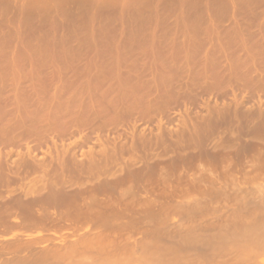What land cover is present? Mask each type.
<instances>
[{
	"label": "bare ground",
	"instance_id": "1",
	"mask_svg": "<svg viewBox=\"0 0 264 264\" xmlns=\"http://www.w3.org/2000/svg\"><path fill=\"white\" fill-rule=\"evenodd\" d=\"M2 1V0H1ZM41 1V0H40ZM44 1V0H43ZM79 1V0H78ZM86 1V0H85ZM84 1V2H85ZM102 1H105L106 2V0H102ZM110 2H114L113 0L111 1V0H109ZM116 1V0H115ZM120 1L121 0H119L118 1V3H120ZM131 2V0H128V2H126V0L125 1H123L124 3H125V6L127 5L128 6V4ZM134 1V0H133ZM132 1V2H133ZM138 1H140V3H142L141 2V0H137V2ZM144 1V0H143ZM146 2L145 3H147L148 4V2H147V0H145ZM148 1H150V0H148ZM153 1V0H152ZM152 1H150L151 2V4L153 3L154 4V2H152ZM164 1V0H163ZM172 1V0H171ZM184 1V0H183ZM182 1V2H183ZM186 1L187 0H185V4H181L182 6L184 5V6H187L186 5ZM192 0H190L189 2H191ZM199 1H201V0H199ZM212 1H214V0H212ZM212 1H210V2H212ZM217 1V0H216ZM215 1V2H216ZM222 1H225V2H227L226 0H222ZM221 1V2H222ZM241 0H239V2H240ZM37 2H38V0H37ZM70 2V1H69ZM75 2V1H74ZM83 1H81V3H82ZM92 2H93V4L92 5H95V2L96 1H93L92 0ZM92 2H90L89 1V3L91 4ZM117 2V1H116ZM122 2V1H121ZM136 2V3H137ZM150 2H149V5H151L150 4ZM177 3L178 2V4H176L178 7L179 6H181L180 5V3H181V1H180V3H179V1H174V2H171L172 4H174V3ZM220 2V3H221ZM244 0H242V4L240 3V6L239 7H241L242 8V10H244V8H245V6L248 8V3L250 2L251 3V1L249 0H245V2L247 3V4H245V5H243L244 3ZM257 2H259V1H257ZM256 2V3H257ZM53 3H55V2H53ZM72 3V2H71ZM78 3V2H77ZM80 3V4H81ZM86 3V2H85ZM88 3V4H89ZM106 3H109V2H106ZM115 3V2H114ZM127 3V4H126ZM140 3H137V5L136 6H134L135 5V2H134V4L132 3H130V5L134 8H136L135 9V11H137V7H138V5L140 4ZM160 3V2H159ZM164 3H169V2H164ZM170 3V4H171ZM184 3V2H183ZM193 3V2H192ZM192 3H189V4H192ZM217 3L218 4H220L218 1H217ZM229 5L231 4V3H229V2H227ZM227 3H221V4H223V5H225L226 4V6H225V8L228 6V4ZM249 3V4H250ZM3 4V3H2ZM5 5H3V7L2 8H7L8 9V7L7 6H9L10 5V1H9V3L6 5V3H4ZM47 4V3H46ZM78 5L77 4V6L79 7V6H81V5ZM90 4L87 6L86 4L84 5L85 7H86V9H87V7H88V10H86V9H84L85 11H86V15H89L88 13L90 12L91 13V11H92V9L91 8H93L92 6H91V8H90ZM109 4H112V3H109ZM121 4L122 3H120V7L119 6H117V4L115 5V8H121L122 6H124V4L121 6ZM144 3H142V5L141 6H144L143 5ZM163 4V3H162ZM194 4V3H193ZM198 4V3H197ZM200 4V3H199ZM214 6L216 5V7H217V4L215 3H212ZM211 3H210V5L211 6H213ZM258 4V3H257ZM57 5V4H56ZM59 6H60V4H58ZM58 5H57V7H58ZM62 5V4H61ZM69 5V4H68ZM114 4H112V6H113ZM194 5H196V4H194ZM239 5V4H238ZM251 5V4H250ZM5 6V7H4ZM25 6V5H24ZM49 6H50V4H49ZM54 6V5H53ZM83 6V5H82ZM96 6V5H95ZM101 6L102 5H100L99 7L101 8ZM117 6V7H116ZM140 6V5H139ZM148 6V5H147ZM152 6V5H151ZM160 6H161V4H160ZM163 6V5H162ZM162 6H161V8H162ZM168 6V5H167ZM166 5L164 6V7H167ZM171 6V5H170ZM169 6V7H170ZM176 6V7H177ZM205 6V5H204ZM253 7H254V5H252ZM251 6V7H252ZM257 6V5H256ZM260 6L261 5H259V8H260ZM10 7V6H9ZM27 7H30V5H28ZM32 7V6H31ZM30 7V8H31ZM34 7V6H33ZM38 6H35V9L37 8ZM40 7V6H39ZM61 7H63V6H61ZM84 7V8H85ZM97 8H98V6H96ZM129 7L130 6H128V7H126L127 9H129ZM146 6H144V7H140V10H138V11H140V12H138V13H140L141 14V12H143L146 8H145ZM173 7H175V6H173ZM188 7H190V5H188ZM187 7V8H188ZM193 6H191L190 8H192ZM195 7H197V6H195ZM207 7V6H206ZM214 8V9H210L211 11L212 10H215V9H217V10H215V11H212L214 14H213V16L215 15L216 16V14L219 12V11H226V12H224L225 14H227V12H228V9L231 7H227V9H225L224 7V10H222L221 8L219 9V8ZM218 7H222V5L221 6H219L218 5ZM24 8V7H23ZM26 8V7H25ZM46 8V7H45ZM50 8H51V6H50ZM89 8L91 9V11L89 10ZM131 8V7H130ZM148 9V11H150V8L149 7H147ZM152 8H153V6H152ZM185 8V10H187V8L186 7H184ZM232 8V7H231ZM230 8V9H231ZM7 9H3L4 11H7ZM10 10H9V12H11V8H9ZM28 9V8H27ZM44 9V8H43ZM47 9H49V8H47ZM65 9V8H64ZM71 9H73V8H71ZM96 9V8H95ZM102 9V8H101ZM107 9V8H106ZM122 9H123V7H122ZM127 9H124V11H126ZM174 9V8H173ZM172 9V10H173ZM193 9V8H192ZM218 9H219V11H218ZM254 9V8H253ZM256 9V8H255ZM2 10V11H3ZM15 10V9H14ZM24 10H26V9H24ZM29 11H30V9H28ZM34 10V9H33ZM39 10H40V8H39ZM50 10V9H49ZM79 12H80V10H82V12L84 13V10L82 9V7H81V9H80V7H79V9H77ZM94 10V9H93ZM97 10V9H96ZM100 10V9H99ZM102 10H104V9H102ZM110 10V9H109ZM109 10H107V11H109ZM116 10V9H115ZM118 10H120V9H118ZM117 10V11H118ZM131 10H132V8H131ZM143 10V11H142ZM158 10V9H157ZM171 10V9H170ZM175 11L176 10H178V8L176 9H174ZM183 10V9H182ZM181 10V11H182ZM195 11H196V9H194ZM206 10V9H205ZM241 10V11H242ZM246 10V9H245ZM248 10H249V8H248ZM27 11V10H26ZM35 11V10H34ZM41 11V10H40ZM98 11V10H97ZM101 11V10H100ZM99 11V12H100ZM123 13H124V11L123 10H121ZM134 11V10H133ZM132 11V13H134ZM162 11V13H163V8L161 9V10H159V12H161ZM166 11V10H165ZM179 11H180V8H179ZM184 11V10H183ZM182 11V12H183ZM191 11V10H190ZM204 11V10H203ZM207 11V10H206ZM247 11V10H246ZM245 11V12H246ZM264 11V10H263ZM16 12H17V10H16ZM42 12H43V10H42ZM45 12V11H44ZM47 12V11H46ZM50 12V11H49ZM51 12H53L52 10H51ZM63 12H65V11H63ZM75 12V11H74ZM82 12H80L81 14L79 15V13H76V14H73V15H75V16H78V17H82L83 15H82ZM88 12V13H87ZM98 12V13H99ZM105 12V11H104ZM115 12V11H114ZM127 12V11H126ZM153 12H154V10H153ZM153 12H149V13H152V14H154ZM155 12H157V11H155ZM171 11H168V13H170ZM185 12H187V11H185ZM189 12V11H188ZM216 12V13H215ZM232 12V11H231ZM230 12V13H231ZM238 12H239V9H238ZM242 12H244V11H242ZM241 12V13H242ZM244 12V13H245ZM255 12H257V11H255ZM254 12V13H255ZM260 12V11H259ZM24 13V14H23ZM27 13H29V12H27ZM38 13V12H37ZM36 13V14H37ZM92 13H94V12H92ZM96 13V12H95ZM122 13V14H123ZM145 14H144V17H145V15L146 16H148L150 19H151V17H153L152 19V21H154V17L155 16H158V15H152V14H150V15H152V16H149L147 13L148 12H144ZM165 13V12H164ZM167 13V14H168ZM172 13V12H171ZM179 13V12H178ZM177 13V14H178ZM193 13V12H192ZM195 13V12H194ZM200 13H202V11L200 12ZM211 13V12H210ZM224 13H222V12H220V14H223V15H225ZM247 13V12H246ZM262 13V12H261ZM261 13H260V15H261ZM22 14L24 15V17H25V12L23 11L22 12ZM36 14H34L35 16H36ZM64 14V13H63ZM65 14H67V13H65ZM70 14V13H69ZM78 14V15H77ZM106 14V13H105ZM110 14H112V13H110ZM109 14V15H110ZM122 14L121 15H119L120 17V20H121V16H122ZM140 14L138 15L137 14V12H136V16H135V18L137 17V19L135 20V19H133L132 20V18L130 19V20H132V21H135V22H133L134 24H139L138 26H140L142 29H145V31H146V33L147 32H149L150 33V31L151 30H154L155 28H157V27H155L154 29H151V27L155 24V23H157V21H155L152 25L149 23V22H147L146 23V21L148 20V21H150V19L147 17V20L145 19V18H143V17H140L139 19H145L146 21H144V24H146V25H144V24H142V25H144V26H146V28L144 27H142V25H141V23L143 22H141V20H139L140 22H138L137 23V20H138V16H140ZM143 14V13H142ZM161 14V13H160ZM166 14V13H165ZM187 14V13H186ZM185 14V15H186ZM203 14H206L207 15V12H203ZM202 14V15H203ZM212 14V13H211ZM219 14V13H218ZM220 14H219V16H220ZM252 13H250V15H251ZM257 14V13H256ZM264 14V13H263ZM18 16L20 15V14H17ZM60 15V14H59ZM62 15V14H61ZM60 15V16H61ZM72 14H71V16H73ZM93 15V14H92ZM95 15V14H94ZM99 14H97V16H98ZM108 15V12H107V16H109ZM116 15H118V12H116V14L115 15H111L110 17H113V19H111L112 21H110V22H114V21H116V20H114V18H115V16ZM131 15H133V14H130L129 16H131ZM138 15V16H137ZM172 14H168V16L170 17ZM176 14H174L173 16H175ZM189 15H191V14H189ZM189 15H186V17L185 18H188V16ZM192 15H194V14H192ZM237 15L239 16V14L237 13ZM242 15V14H241ZM240 15V17H244V15L243 16H241ZM246 15V14H245ZM248 15V14H247ZM246 15V16H247ZM8 16V15H7ZM6 16V17H7ZM30 16V15H29ZM75 16H73V20L72 21H77V20H75L76 19V17ZM85 16V15H84ZM101 16H102V14H101ZM105 16V15H104ZM104 16H102L103 18H104ZM128 16V17H129ZM142 16V15H141ZM165 16V15H164ZM200 16H201V14H200ZM215 16H214V18H215ZM218 16V17H219ZM226 16V15H225ZM237 16V17H238ZM254 16V15H253ZM258 16V14L256 15V16H254V17H257ZM64 17H67V16H64L63 15V18ZM80 17V18H81ZM86 17V16H85ZM106 17V16H105ZM117 17V16H116ZM124 17H125V15H124ZM126 17H127V14H126ZM125 17V18H126ZM158 17H160V15L158 16ZM161 17H162V15H161ZM161 17H160V20H161ZM196 17V16H195ZM204 17H205V15H204ZM221 17V16H220ZM224 17V16H223ZM229 18H230V16H228ZM248 17V16H247ZM11 18V17H10ZM9 18V19H10ZM13 18V17H12ZM14 18H16V17H14ZM18 18V17H17ZM27 18V17H26ZM62 18V17H61ZM69 18V16L67 17V19ZM71 18V17H70ZM119 18H115V19H119ZM123 19L124 20V22H126L127 21V19H129V18H127V19ZM134 18V17H133ZM157 18V17H156ZM163 18V17H162ZM165 18V17H164ZM163 18V20H165ZM174 18V17H173ZM181 17L179 16V18L178 19H180ZM190 18V17H189ZM206 18H208V16H206L204 19H206ZM229 18H227V19H229ZM239 18V17H238ZM246 18V17H245ZM248 18H252V16H249ZM22 19H23V17H22ZM25 19V18H24ZM30 19H33L32 17L30 18ZM83 19V18H82ZM86 19H87V17H86ZM99 19V18H98ZM158 19V18H157ZM171 19V18H170ZM196 19V18H195ZM194 19V20H195ZM200 19H203V16H202V18H200ZM200 19H198V21L200 22ZM222 19V18H221ZM220 19V20H221ZM255 19V18H254ZM12 20V19H11ZM15 20V19H14ZM27 21L29 20V18H27L26 19ZM35 20V19H34ZM34 20H33V22H34ZM41 20H43V19H41ZM71 20V19H70ZM85 20V19H84ZM88 20V19H87ZM87 20H86V22H87ZM94 20H95V18H94ZM93 20V21H94ZM102 20V19H101ZM105 20H106V18H105ZM114 20V21H113ZM162 20V21H163ZM167 20H169V18L167 19ZM176 20V19H175ZM187 21L189 20V19H186ZM190 20H192V18L190 19ZM193 20V21H194ZM216 20H217V18H216ZM231 20V19H230ZM16 21H18V20H16ZM27 21H25L26 23H31L32 21H30L29 20V22H27ZM45 21H47V20H45ZM44 20H43V22H45ZM65 21V20H64ZM63 21V22H64ZM68 21H69V19H68ZM79 21V20H78ZM96 21V23H97V19L95 20ZM103 21V20H102ZM118 21V20H117ZM152 21H151V23H152ZM162 21H160V29H159V31H158V29H157V31H158V35L157 36H153V37H150L151 36V33L150 34H146L145 33V31L144 30H142V31H144V33L146 34V35H148V38H147V36L145 35V34H143L142 33V31H140L141 30V28L140 27H138V29H137V27H135L136 25H134V27H133V29H134V31H133V29L131 30V33L132 34H134L133 36L134 37H131L132 35H131V33L129 32V38L126 36L127 34H125V37L127 38V40H122L120 43H122V42H125V44L123 43V47H125L126 49H127V51H124V52H128V55H130V56H132V57H135V58H133V60L132 59H129V61L128 60H120V59H124L125 58V56H126V54L123 52V55L122 54H120L123 50H126V49H121L122 51H118V52H120L118 55L120 56H123L122 58L121 57H119V58H117L116 56V54L115 53H113L112 52V49L114 50V48L115 47H113L114 46V43L112 42V41H110V45H112L111 47H110V45L108 44L107 46L108 47H106V45H101L100 46V44H102L103 43V40L105 41V39H103L101 42H99L100 44H98L99 46H100V48H102L103 46L105 47V49L104 48H102V49H104L105 50V52L103 51V50H101L100 48H98V49H100L99 51H100V54L99 55H101V52H104V53H102V55H107V56H109L110 54L112 55H110L109 57H110V60L111 61H109V59H108V61L110 62V63H108L107 61H105V57H107V56H105V57H103V56H100V58H99V63H100V61L101 62H103V64H101V65H105L103 68L100 66V67H98V68H100V69H98L97 67H96V69H98V72L96 73V74H93V72H91V71H95V70H89L87 67H89V66H85V65H83L84 67H83V71L80 69L81 68V66H80V68H76L77 66L75 65V64H77L78 65V63H76V62H78V61H74L75 62V64H73L74 62L73 61H71V63H72V66H76L75 68L77 69V71H79V72H76V69H74L72 66H71V63H68L67 61H64L63 63H65L66 64V62L68 63V65H70L73 69H69L68 68V65H66L65 67L69 70V71H67V73L69 72V74H67L66 73V70L67 69H64L65 67H63V69L65 70L64 72H61L60 73V71L58 72L59 73V75L57 74V71H56V73H54V74H57V76L56 77H54L55 79H53V81H51V79H50V81H47V83H45L44 81H43V83L42 84H35V85H37L38 86V88L39 89H41V91L43 90L42 88H49L50 87V89L51 88H54L56 91V94H51L52 95V97H51V99H53L54 100V103H55V105L53 104V103H51L50 101H49V103L48 102H46L47 100H45V103L48 105H46L45 103H43L44 101H43V98H46V97H43V96H45L44 95V93L42 92H39V90H37V88H35V86L34 85H31V86H34V90H33V88H31L32 90H33V93L35 94V95H33L34 97L35 96H38V98L40 99V97L42 96V101H41V99L40 100H38V98L36 97V99L38 100L37 102H36V99L34 98V97H32L31 95H32V90L31 89H29V88H26V90L27 89H29V90H25V88H24V92H22L24 95H22V97H24V96H26L29 92L31 93V95H30V93L26 96V97H24V99H23V103H26L27 101H28V103H27V105L28 106H30V104H31V108H32V106H34L33 107V109L34 110H32L30 113H29V111H27L28 112V116H26L27 115V113H26V111L25 110H27L28 108L25 106V105H23L24 106V108L26 107V109L23 111V112H25L26 114H24L23 112L21 113V112H19V114H21L22 115V117H26L25 119H23L22 118V122H20L19 123V119H18V121L17 120H15V122L17 121V123H18V125H20V126H16V125H14V124H12L11 123V121L10 122H8V121H4V119L5 118H3V120H1V123H11L12 125H5V126H2L3 128H0V146L3 144L4 146H3V148L5 149V150H7V148H8V150L10 149V147H12V150L15 148V149H19L18 147H20L21 146V144H18L19 142L20 143H22L21 141H25V142H27V141H29V140H31L30 138L31 137H33V140L36 138L37 139V142L38 143H41L40 141H41V139H42V141L44 142V141H46V138L45 137H43V135L44 136H49L50 137V135H51V132H56L57 133V135H55V134H53V136H54V139L53 140H55V137L57 138V136H58V138H57V141H59L60 139L61 140H63V138L66 140V138L68 139V137L67 136H69L68 134H70L71 133V131H70V128L72 129L73 127L74 128H79V132L81 133V129L83 130L84 129V131L83 132H85V129H86V127L88 126V128L86 129V130H88V129H90V128H92V129H90V130H88L89 132H91V131H93L94 130V134H95V132L97 131H99V130H97L98 128L100 129V131L101 132H103L104 130H106L107 128L109 129V127L111 128V127H113L111 130H109V132L110 131H112V133L114 132H116L115 130L116 129H114V125H116V124H118L120 121H121V119L123 118L122 117V114H124V115H126L127 117L126 118H128V115H129V118L128 119H126L125 117H124V119H126L125 120V122L128 120V122H129V119L131 118H133L134 116H132L133 115V113H134V111H133V109L135 110L136 109V111H137V109H142V107H144L143 109H144V112H143V109L141 110V111H137L138 112V119L140 118L139 116H143V117H146V120H144V119H140L143 123H146L147 122V120L149 119V117L151 118V116H153L154 118H155V115L158 113V112H155L154 110H155V108H152V107H154V105L155 104H157L159 101H163L164 100V102L162 103V104H164L165 103V106H164V108H166V105H167V101H166V96H167V94L168 93H170L169 91H168V93H167V91H166V95H163L162 93H163V89H166V88H163V86H165V85H162V87H161V85H160V87L161 88H163V89H161L160 87H158L159 86V84L157 85V84H153V80L151 79V78H154V74H159V73H157L158 71H161L160 73H163L164 71H165V69L164 68H161V66H160V68H161V70L159 69L158 71H155V73L153 72L154 71V69H157V67H155L151 72L153 73V77H151V72H150V69H152L153 68V66H151L152 68H149L147 65V63H145L146 61H144V60H146V59H143L142 60V58H143V56H147V57H150V59L152 58V57H154L155 55H160V56H162V59H163V57L164 58H167L168 59V56L170 57V59H168V60H170V64H171V62L173 63V61H176L177 59H179L180 58V61H181V58L183 57H185V58H189V59H187V60H190V57L193 55H196V56H201L202 54L204 55V54H206V53H208L207 55H209V56H211V58L214 56V55H212L214 52L215 53H217V54H215V56H216V58L217 59H219L217 56L219 55L218 53L220 52V50H219V48H215V47H218L217 45H215V43L214 42H212L213 43V45L215 46H213L212 48H214V49H216V51H211V52H213L212 54L210 53V50H208L207 49V47L209 46L208 44H205V43H207V40H208V37H209V35H212V34H209L210 32H212V28H210L209 30H207V27L205 28L207 31H205L203 28H204V26H203V22L201 21L200 22V24H199V22H198V25H195L196 23L194 22V23H184V25L181 23V20H180V24L183 26V29L186 27V25L185 24H188L187 26L188 27H186V28H189L187 31H189V30H191L192 32L191 33H193L192 35H194V37H190V36H192V35H190V33H189V35H188V33H187V37L186 38H181V36H183V34H185V33H183V32H181V34H179V32H180V26H179V28H177V29H179V30H177V29H174V27H173V24H171L172 26H170V24H168V25H166L165 24V21H164V23L162 22ZM196 21V20H195ZM206 21V20H205ZM204 21V22H205ZM217 21H219V20H217ZM226 21V20H225ZM248 21H249V19H248ZM12 23H14L13 21H11ZM25 22H22L21 24H23V28H25L24 26L26 25V23ZM66 22V21H65ZM70 23H73V22H71V21H69ZM80 22H82V21H80ZM84 22V21H83ZM85 22V23H86ZM90 23H91V20L89 21ZM89 22H87V23H89ZM100 22V21H99ZM104 22H106V21H104ZM109 22V21H108ZM121 22V21H120ZM166 22H168V21H166ZM207 22H208V19H207ZM207 22H205L204 23V25L207 23ZM216 22V21H215ZM224 22V21H223ZM244 22L245 21H243V23L241 22V25H239V26H237L236 25V27H230V25H228L229 26V28H227V27H224V25L223 24H225V23H222V22H220V23H222V27L221 26H218L217 24V29H221V33H226V35H223V34H221V35H223V37H224V40H220V38H221V36H219V33H217V35H212L211 37L212 38H215L216 36V38H215V42L217 41L218 43H219V47L221 46V47H226L228 44H226L225 45V42L226 43H229L228 41L230 40V45L233 47V48H237V47H239V46H236L237 45V43H238V45H240L242 42L243 43H245L246 41H248V40H250L251 41V39H253L251 42H255V43H257L256 41L258 40V38L260 39L259 41V45H258V47L256 46V47H249V48H251V49H248V53H244V55L243 56H241V57H243V59H245L244 58V56L246 57L247 55H253V54H256L255 55V57H258V53L256 52V53H254V48H256L255 49V51H258V49L260 50V52L261 53H259V54H263V56H264V50L262 51V46L264 47V43L262 44L261 42H264V25L262 26V27H260V25H256V22H253L254 24V27H259L258 28V30L255 28V30H254V27L251 25L252 24V22H251V24H249V25H246V24H244ZM25 23V24H24ZM29 23V24H30ZM47 23V22H46ZM67 23V22H66ZM107 23V22H106ZM130 23H132V22H130ZM130 23H128L129 25H130ZM151 25H149V24ZM164 24V28L166 27V26H168L169 28H166V30H167V32L168 33H171L170 34V36H172L173 34H174V31L175 30H177V33H176V31H175V33L177 34V35H181V36H178L177 37V35L176 36H172V37H168V33L167 32H165L164 30V28H162V25ZM5 24H6V21H5ZM16 24V23H15ZM41 24V23H40ZM42 24H45V23H42ZM65 24V23H64ZM80 24V28L81 29H83V28H85L86 26H88L89 28L91 27V25H85L84 24V26L85 27H83L82 28V25L83 24H81V23H79ZM78 24V25H79ZM111 24V23H110ZM175 24H176V21H175ZM175 24H174V26H175ZM179 24V25H180ZM209 24V23H208ZM219 24V23H218ZM234 24V23H233ZM17 25V24H16ZM75 26V29L77 30V31H75L74 33H77V34H79V35H77V34H72L71 33V35L70 36H78L77 38L79 39L80 37L79 36H81L80 34H81V29L79 30L77 27V23H73V24H69V26ZM98 25V23L96 24V26ZM105 26V28H103V29H105V31H106V26L108 25V23H107V25H105V23L104 24H102L101 23V26H100V28L102 27V26ZM121 25V24H120ZM133 25V24H132ZM147 25H148V27H147ZM166 25V26H165ZM201 25V26H200ZM214 24H212V26H213ZM216 25H214V26H216ZM219 25H221V24H219ZM256 25V26H255ZM3 26V25H2ZM7 26V25H6ZM13 26V25H12ZM46 26H48V25H46ZM71 26V27H72ZM95 26V27H96ZM103 26V27H104ZM149 26H150V29H149ZM207 26V25H206ZM210 26H211V24H210ZM28 27V26H27ZM71 27H69L71 30H73L74 28H71ZM108 27V29H107V34H109L110 32H108L109 31V25L107 26ZM131 27V26H130ZM173 27V28H172ZM176 27V26H175ZM178 27V26H177ZM203 27V28H202ZM253 27V28H252ZM1 28V27H0ZM42 28V27H41ZM64 28V27H63ZM98 29V30H102V29ZM140 28V29H139ZM161 28L163 29V31H162V33H161ZM214 28V27H213ZM225 28V29H224ZM231 28V29H230ZM7 29V28H6ZM17 29V28H16ZM31 29V28H30ZM38 29V28H37ZM74 29V30H75ZM94 29V28H93ZM120 29V28H119ZM138 30V32L137 33H135L137 30ZM150 30V31H147V30ZM171 31H169V30ZM173 29V30H172ZM4 30H5V28H4ZM36 30V29H35ZM34 30V31H35ZM43 30V29H42ZM84 30V29H83ZM82 30V31H83ZM91 30V29H90ZM89 30V31H90ZM94 30H96V29H94ZM98 30H96L97 32H96V35H100L99 33H98ZM181 30H182V27H181ZM186 30V29H185ZM184 30V31H185ZM202 30H204V32H205V35H203L204 34V32L202 31ZM225 30H227V31H229L228 33L225 31ZM230 30H231V32H230ZM30 31V30H29ZM44 31H45V29H44ZM42 32L41 31V33H45V32ZM52 31V30H51ZM80 33H79V32ZM92 31V30H91ZM104 31V30H103ZM102 31V32H103ZM116 31H118V30H116ZM173 31V32H172ZM186 31V32H187ZM209 31V32H208ZM216 31L217 30H215L214 31V29H213V32H214V34H216ZM223 31V32H222ZM4 32V31H3ZM26 32V31H25ZM73 32V31H72ZM85 32H86V30H85ZM85 32L83 33L84 34V36H86V34H85ZM101 32V33H102ZM125 32V31H124ZM143 34V36L145 37V38H143V36L141 37V33ZM165 32V33H164ZM202 32H203V34H202ZM207 32H208V34H207ZM219 32V31H218ZM12 33H14V31L12 32ZM12 33H9V35H10V37H11V41H14L13 40V37L15 36L14 34H12ZM27 33V32H26ZM30 33V32H29ZM32 33H34L33 31H32ZM31 33V34H32ZM47 33H48V31H47ZM52 33V32H51ZM51 33H50V35H51ZM66 33V32H65ZM88 35H89V32H86ZM91 33V32H90ZM98 33V34H97ZM123 33V32H122ZM155 34H157V32H154ZM160 33H161V35H160ZM6 34V33H5ZM7 34H8V32H7ZM6 34V35H7ZM14 35V36H12V35ZM20 34V33H19ZM36 34V33H35ZM38 34V33H37ZM106 34V33H105ZM105 34H103V36L105 35ZM106 34V35H107ZM111 34V33H110ZM109 34V35H110ZM136 34V35H135ZM137 34H140V35H138L137 36ZM167 35V37H166V35ZM21 35V34H20ZM45 35H46V33H45ZM66 35V34H65ZM91 35L92 36H94V37H96L95 36V33L93 34V32L91 33ZM109 35H107V36H109ZM159 35H160V37H159ZM162 35H163V37H162ZM204 36L205 38H207V39H205L206 40V42L204 41V39H202V36ZM30 36V35H29ZM32 36H34V35H32ZM35 36H37V35H35ZM48 36H49V34H48ZM48 36H46V37H48ZM102 36V34H101V36H100V38H106V36L105 37H103ZM136 36V37H135ZM165 36V37H164ZM185 36V35H184ZM1 37V36H0ZM9 37V36H8ZM10 37H9V39H10ZM40 37H42V39H44L43 38V36H40ZM70 38L69 36H65V38H66V41H67V39L68 38ZM150 37V38H149ZM156 37H158V38H156ZM174 37H177V38H174ZM189 37V38H188ZM211 37H209L210 39H209V41L212 39ZM222 37V38H223ZM30 38V37H29ZM28 38V39H29ZM32 38H34V37H32ZM48 38H50V37H48ZM53 38V37H52ZM73 38V37H72ZM77 38H75L74 37V39H77ZM84 37L83 36H81V39H83ZM90 38H91V36H90ZM97 38L100 40V38H99V36H97L96 37V40H97ZM109 38V39H108ZM108 38H106L108 41L109 40H111L110 38H111V36H109ZM123 38H124V36H123ZM0 39H2V37L0 38ZM3 39H5V38H3ZM14 39H16V38H14ZM21 39H23V38H21ZM35 39H37V37L36 38H34V40ZM41 39V40H42ZM54 39V38H53ZM56 39H58V38H56ZM93 39V38H92ZM119 39V38H118ZM219 39V40H218ZM256 39V40H255ZM25 40V39H24ZM30 40V39H29ZM40 40V42H42L41 44H43V40L41 41ZM62 40V39H61ZM226 40V41H225ZM228 40V41H227ZM231 40H232V42L234 41V40H237V41H234L233 42V45H232V43H231ZM1 41V40H0ZM3 41V40H2ZM25 41H27V40H25ZM25 41H24V43H25ZM37 41V40H36ZM51 42V38H50V40L48 39H45L44 40V42ZM59 41V40H58ZM58 41H55V42H58ZM92 41H94V39L92 40ZM208 41V42H209ZM214 41V40H213ZM220 41H221V43L223 44L224 43V45L222 46V44H220ZM223 41V42H222ZM225 41V42H224ZM239 41H240V43H239ZM6 42V41H5ZM32 42V41H31ZM30 42V43H31ZM45 42V43H46ZM47 42V43H48ZM114 42H117V41H114ZM236 42V44H234ZM253 42V43H254ZM10 40H9V44L6 42V44L9 46L10 45ZM23 43V42H22ZM34 43V42H33ZM38 43V42H37ZM36 43V44H37ZM46 43V44H47ZM63 43V42H62ZM61 43V44H62ZM113 43V44H112ZM210 43V42H209ZM246 43H248V42H246ZM250 43V42H249ZM3 44V43H2ZM26 45H27V43H25ZM51 45V43H48L47 44V46L46 45H44V47L46 46V47H49L50 45ZM54 44V43H53ZM59 44V43H58ZM90 44V43H89ZM262 44V45H261ZM26 45H24L25 47H28V45L26 46ZM30 45H33V46H31V48L32 47H35L34 45L35 44H29V47H30ZM49 45V46H48ZM68 45V44H67ZM88 45V44H87ZM92 45V44H91ZM120 45V47L122 46L121 44H119ZM205 45V46H204ZM206 45H208V46H206ZM229 45V47H231ZM236 47H235V46ZM246 45V44H245ZM244 45V46H245ZM249 45V44H248ZM261 45V46H260ZM1 46V45H0ZM37 46H38V44H37ZM37 46L35 47V49L37 48ZM52 46V45H51ZM51 46L49 47V48H51ZM54 46V45H53ZM52 46V48H58V46H57V43H55V46L56 47H53ZM60 46V45H59ZM83 46V45H82ZM93 47H94V44L92 45ZM91 46V47H92ZM99 46H97V47H99ZM211 46V45H210ZM209 46V47H210ZM244 47L243 46V44L242 45H240V47H239V51L241 50V52L243 53V51H242V47ZM6 47V49H7V46H5ZM28 47V52L29 51H31V50H33L32 51V53H33V55H31V56H34V54H43L44 53V55H46V57L44 56V55H42V57L44 58V59H42L41 57H39V64H41L42 62L40 61V60H42L43 62L45 61V59L46 60H48V62H46V64L48 63V65H49V63L51 62L50 60H51V58H50V56L48 57L47 56V53L48 52H50V50H52V49H49V51H45L46 49H48V48H44L43 47V45H42V49H43V51H45V52H42L41 51V49H40V51H39V48L37 49L38 51L36 52L35 50H34V48H29ZM84 47V49H85V51H87L88 52V50H86V46H83ZM91 47H90V49H91ZM110 47V48H109ZM113 47V48H112ZM117 47H118V44H117ZM119 47V48H120ZM220 47V48H221ZM221 48V51H222V49H225V50H223V52H228V50L230 49L229 47H227V48H229L228 50H226L227 48ZM246 48H248L247 46H245ZM245 47H244V49L243 50H245V52H247L246 50L247 49H245ZM260 47V48H259ZM1 48H2V46H1ZM61 49L63 48V47H60ZM95 48V47H94ZM109 48V49H108ZM119 48L117 49V50H119ZM211 48V49H212ZM241 48V49H240ZM262 48V49H261ZM13 49V48H12ZM18 49V48H17ZM31 49V50H30ZM45 49V50H44ZM59 49V48H58ZM80 49V48H79ZM84 49H83V51H84ZM87 49H89V47H87ZM214 49H212V50H214ZM9 50V52H10V50L11 49H8ZM7 50V51H8ZM57 50V49H56ZM68 50H70V49H68ZM75 50V49H74ZM92 50V49H91ZM109 50H111V51H109ZM208 50V51H207ZM237 50V49H236ZM249 50H251L250 51V53H249ZM253 50V51H252ZM6 51V52H7ZM58 51V50H57ZM76 51V53L74 52H70V51H65L64 53H63V55L62 54H60L59 55V53H58V55H57V53H56V55H54V56H58L57 58H62L61 56H63V58L66 56V57H68V54H69V57L68 58H66V60H72V57H73V60H74V58H76V60H78L77 58H79V56L77 57V55H79V54H77V52H79L78 50H75ZM98 51V52H99ZM115 51V50H114ZM218 51V52H217ZM234 52V54H233V52ZM238 51V50H237ZM0 52H2L4 55H5V53L6 52H4V51H0ZM36 52V53H35ZM40 52V53H39ZM42 52V53H41ZM62 52V51H61ZM68 52H70V53H68ZM94 52H95V50H94ZM108 52V53H107ZM111 52V53H110ZM223 52H220L221 53V55H222V53ZM230 52V51H229ZM229 52H228V55H229ZM259 52V51H258ZM1 53V54H2ZM17 53V52H16ZM21 53V52H20ZM19 53V54H20ZM66 53V54H65ZM68 53V54H67ZM71 53H73V55H76L75 57L71 54ZM80 53H82V52H80ZM106 53V54H105ZM240 53V52H239ZM2 54V57L4 58V55ZM24 54V53H23ZM49 54V53H48ZM51 54H52V52H51ZM64 54H65V56H64ZM84 54V53H83ZM98 54H97V56H98ZM109 54V55H108ZM226 55H227V53H225ZM236 54H237V56L238 57H240V54H238V52L236 53L235 52V50H232L231 49V56L233 55L234 57L236 56ZM25 55V54H24ZM41 55H39V56H41ZM115 55V56H114ZM125 55V56H124ZM150 55V56H149ZM151 55H152V57H151ZM205 56V57H207V59H209L210 60V57L209 56ZM221 55H219V57H222ZM261 55H259V56H261ZM6 56H8L9 57V55H8V52H7V55ZM5 56V57H6ZM22 56V55H21ZM72 56V57H71ZM157 56H155V60L156 59H158V57ZM159 56V57H160ZM166 56V57H165ZM177 56V57H176ZM180 56V57H179ZM199 56V57H200ZM215 56H214V58H215ZM231 56H228V57H231ZM249 56H247V59H248V57ZM262 56V58H264ZM24 57V56H23ZM27 57H29V56H27ZM81 58L83 57L82 56V54H81V56H80ZM101 57L103 58V59H101ZM113 57H114V59H113ZM137 57H138V60H137ZM176 57V60L174 59ZM199 57H194L195 59L197 58L198 59V61L200 60V61H202L201 59H203L204 57H202V58H199ZM240 57V58H241ZM252 57V56H251ZM250 57V58H251ZM19 58V57H18ZM26 58V57H25ZM34 58H36V57H34ZM38 58V57H37ZM52 58H53V56H52ZM56 58V59H57ZM62 58V59H63ZM71 58V59H70ZM117 58V59H116ZM141 58V59H140ZM161 58V57H160ZM182 58V59H183ZM184 58V59H185ZM215 58V63L217 62V59ZM225 58V57H224ZM239 58V59H240ZM252 58H254V55H253V57ZM261 58V59H262ZM0 59H1V57H0ZM14 59H15V57H14ZM16 59H17V57H16ZM23 59V58H22ZM28 59H30V58H28ZM50 59V60H49ZM54 59V58H53ZM95 59H96V57H95ZM154 59V58H153ZM167 59L165 60V61H167ZM173 59V61H171ZM192 59H193V57H192ZM195 59H194V61H195ZM221 59V58H220ZM242 59V58H241ZM246 59V60H247ZM35 60V59H34ZM81 60V59H80ZM87 60V59H86ZM102 60H104V61H102ZM132 60V61H131ZM134 60H136V61H134ZM139 60H140V62L142 61V62H144L143 64L144 65H142V64H140L139 63ZM214 60V59H213ZM212 60V61H213ZM222 61H221V63H223V58L221 59ZM262 60H264V59H262ZM7 61V60H6ZM21 61V60H20ZM29 61V60H28ZM35 61H37L38 62V60H35ZM50 61V62H49ZM61 61H63V60H61ZM60 61V62H61ZM82 61V60H81ZM131 61V62H130ZM162 62L161 61V63L163 64H161L163 67H164V65L167 67V68H169V70H170V67L172 66H169L170 64H169V62L167 61V63L166 62ZM178 61V60H177ZM176 61V62H177ZM220 61V60H219ZM219 61L217 62L218 64H219ZM224 61H226V60H224ZM0 62H1V60H0ZM8 62V61H7ZM17 62V61H16ZM34 62V61H33ZM58 63H59V61H57ZM80 62V61H79ZM92 62V61H91ZM108 64H107V63ZM153 62H155V61H153ZM152 62V63H153ZM175 62V63H176ZM205 61H203V62H201L198 66L194 63V65H196L197 67H199V66H201V67H204V66H202L203 64L202 63H204ZM210 62V61H209ZM29 63V62H28ZM27 63V64H28ZM62 63V62H61ZM98 63V62H97ZM99 63L97 64V66L99 65ZM105 63V64H104ZM125 64V67H123L124 66V64ZM139 63V64H138ZM211 63V62H210ZM8 64V63H7ZM17 64V63H16ZM145 64H146V66H145ZM154 64H156V63H154ZM166 64H169L168 66L166 65ZM177 64V66H178V63H176ZM176 64H174V66H172V67H175V65ZM202 64V65H201ZM217 64V66L216 65H214V64H212L211 63V68L213 67V65H214V68H212V70H214V69H217V67H220L219 68V70L221 69V71H222V67H224V66H221V64H219L218 65ZM4 66H6L5 64H3ZM24 65V64H23ZM42 65H45V63L43 64H41V66ZM47 65V66H48ZM54 65V64H53ZM62 64H60V66H61ZM141 65V66H140ZM153 65V64H152ZM205 65V64H204ZM3 66V67H4ZM40 66V67H41ZM46 66V65H45ZM45 66H42V67H44L45 68ZM46 66V67H47ZM50 66V65H49ZM49 66H48V68H49ZM215 66H216V68H215ZM22 67H24V66H22ZM41 67V68H42ZM78 67H79V65H78ZM146 67H148L149 69L147 70V68ZM185 67V66H184ZM184 67H182L183 69H185V71H187L186 70V68H184ZM210 67H209V70H210ZM5 68V67H4ZM25 68V67H24ZM40 68V69H41ZM61 68V67H60ZM85 68H87V69H85ZM90 68V67H89ZM0 69H3V68H0ZM5 69H7V68H5ZM78 69H80V70H78ZM84 69H85V72H84ZM195 69L196 68H194L193 70H194V72H196L195 71ZM203 69H205V67L203 68ZM202 69V70H203ZM208 68H206L205 70L206 71H208L207 70ZM226 69H228V68H225L224 67V70H225V74H226V72L227 71H229V70H227L226 71ZM62 70V69H61ZM71 70H74L75 72H72ZM171 70H172V68H171ZM174 70V69H173ZM172 70V71H173ZM196 70H198V69H196ZM212 70H210L209 72H212ZM219 70H218V72H219ZM52 71V70H51ZM80 71L82 72V73H80ZM148 71V72H147ZM163 71V72H162ZM171 71V72H172ZM174 71H178V70H174ZM180 71V70H179ZM178 71V72H179ZM92 74H91V73ZM150 72V79H151V81H150V79H149V81L147 80V73H149ZM170 71H168V69H167V73L168 74H170L169 73ZM178 72H176V74L178 73ZM202 73V71H199L198 70V74H197V78L195 77V79H198L197 81H199V78H200V81L199 82H201V77L200 76H205V73H203L202 75H200L199 76V74L200 73ZM203 72H204V70H203ZM217 72V73H218ZM223 72H219L220 73V75L222 76V73ZM49 73H52V72H49ZM53 73H52V75H53ZM66 73V74H65ZM70 73H72V74H70ZM212 73H215L214 71L212 72ZM219 73L218 74H214V75H219ZM224 73H223V76H224ZM61 74V75H60ZM63 74H65V75H63ZM146 74V75H145ZM167 74V75H168ZM180 75L181 74H183V73H179ZM186 74H187V72H186ZM185 74V75H186ZM35 75V74H34ZM160 75V74H159ZM158 75V76H159ZM162 75V74H161ZM160 75V76H161ZM164 75H165V77H164ZM172 74H170V75H168V76H171ZM175 75V74H174ZM178 75V74H177ZM196 75V74H195ZM213 75V74H212ZM227 75V74H226ZM38 76V77H37ZM39 76H41V75H38V73L36 74V76H33V77H35L34 79H37V80H42V78L40 79L39 78ZM48 76H50V75H48ZM173 76V75H172ZM171 76V77H172ZM192 76H194V74H192ZM162 77V76H161ZM163 77H164V79L167 77L166 76V74L165 73H163ZM175 77V76H174ZM181 77L182 78H186L185 76H182L181 75ZM213 77H216V76H213ZM212 77V78H213ZM45 78H51V76L50 77H45ZM45 78H43V79H45ZM146 78V79H145ZM148 78H149V76H148ZM158 77L157 76H155V79H157ZM176 78V77H175ZM217 79H218V77H216ZM215 78V79H216ZM154 79V80H155ZM170 79H172V78H170ZM191 79V78H190ZM195 79H193L192 78V80H190V81H192V82H194V81H196ZM173 80H175V79H173ZM176 80H177V78H176ZM202 80H203V78H202ZM207 80V79H206ZM255 80V79H254ZM46 81V80H45ZM158 81V80H157ZM157 81H155V82H157ZM159 81H163V78L161 79V80H159ZM172 81V80H171ZM259 81V80H258ZM164 82H165V80H164ZM178 82V81H177ZM189 82V81H188ZM187 82V83H188ZM192 82H189V83H191L190 85H192ZM205 81L203 80V83H204ZM214 82H215V80H214ZM152 83V84H151ZM158 83V82H157ZM170 82L168 81V84H169ZM217 83V81L214 83V84H216ZM219 83V82H218ZM217 83V84H218ZM43 84H44V86H43ZM47 84V85H46ZM163 84V83H162ZM167 83H166V86L168 85ZM172 84H174V83H172ZM171 84V85H172ZM181 85L182 84H184V83H180ZM207 84V83H206ZM214 84L212 85V86H208V84H207V86L210 88L211 87V90H212V88H213V86H214ZM221 84V83H220ZM42 85V86H41ZM153 85V86H152ZM154 85H157V86H154ZM175 85V84H174ZM30 86V87H31ZM36 86V87H37ZM173 86V85H172ZM179 86V85H178ZM193 86H195L194 84H193ZM207 86H205L204 88H205V92H206V88H207ZM219 86V85H218ZM159 88L160 90H159V92H160V94H162L163 96H165V98L163 99L162 97H160V95L158 94V96L157 95H155L154 93H155V91H151V90H153V88ZM184 86H182V88H183ZM190 87V86H189ZM192 87V86H191ZM215 87H217L216 85L214 86V88ZM18 88L20 89L21 87H19L18 86ZM22 88V89H23ZM46 88V89H47ZM152 88V89H151ZM154 88V90H157V89H155ZM169 88H171L170 90H172V87H169V85L167 86V89H169ZM175 88V86L173 87V89ZM180 88H181V86H180ZM181 88V89H182ZM209 88H207V89H209ZM14 90L15 88H11V89H9L10 91L11 90ZM18 89V90H19ZM46 89L45 90H43L45 93H47V91L49 90V89H47V91H46ZM166 89V90H167ZM216 89V88H215ZM214 89V90H215ZM8 90V91H9ZM16 90V89H15ZM178 90V89H177ZM176 90V91H177ZM0 91H3V89L2 90H0ZM9 91V92H10ZM35 91H37V93L35 92ZM51 91V90H50ZM174 91V90H173ZM4 92L5 93H7L6 92V90H4ZM14 92V91H13ZM20 92H21V89L19 90V94H18V98H20L19 97V95H20ZM49 92V91H48ZM153 92V94L155 95V96H157V98L158 97H160V98H162L163 100H160V99H157V98H153L154 100V102L152 101V99L150 98V105H153V106H149V104H148V101L147 102H145L146 100H147V96L148 95H150V97H152L153 96V94H151V93ZM165 92V91H164ZM175 92V91H174ZM1 93V95L3 96V95H8V94H2V92H0ZM51 93H52V91H51ZM57 93L59 94V93H62L60 96H61V98H59L60 96H58V98H59V100H56L57 99V96H56V99H55V97L53 98V96L54 95H57ZM178 93V92H177ZM207 93H209V92H207ZM11 94H12V92H11ZM16 94V95H17ZM26 94V95H25ZM172 94V93H171ZM174 94V93H173ZM172 94V95H173ZM183 94V93H182ZM49 95V94H48ZM169 95V94H168ZM172 95L170 96V98L172 97ZM177 95V94H176ZM176 95H173L174 96V98H176L175 96ZM184 95H186V94H184ZM205 95V94H204ZM13 96V95H12ZM11 96V97H12ZM46 96H47V94H46ZM10 97V98H11ZM30 97V98H29ZM34 98L33 100H35V101H33L32 102V98ZM178 97V96H177ZM8 98V97H7ZM26 98H27V100H26ZM50 98V97H49ZM148 98H149V96H148ZM168 99H170L169 98V96L167 97ZM0 99H1V96H0ZM3 99V98H2ZM5 99V98H4ZM171 99H173V97L171 98ZM179 99V98H178ZM6 100H8L9 101V99H5L4 101H1V104H2V102H3V107L0 105V108L2 107L3 109H5V108H9V107H7V106H11V104L9 103V105L7 104V106L5 105L4 106V103H6L7 101ZM24 100H25V102H24ZM52 100V101H53ZM55 100H56V102H55ZM145 100V101H144ZM155 100H157V101H155ZM208 100V99H207ZM10 101H11V99H10ZM13 101H14V99H13ZM31 101V102H30ZM40 101V102H39ZM168 101H171V100H168ZM186 101V100H185ZM12 102V101H11ZM17 102V101H16ZM18 102H21V101H18ZM17 102V103H18ZM34 102L36 103V104H34ZM42 102V103H41ZM172 102L174 103V99L172 100ZM176 102V101H175ZM179 102V101H178ZM212 101H210V103H211ZM33 103V104H32ZM51 103V112L50 113H48L47 111H50L47 107H49L50 104ZM146 103V104H145ZM151 103H153V104H151ZM170 103V102H169ZM210 103H209V105H210ZM239 103V102H238ZM14 104H15V101H14ZM14 104H13V106H12V108L14 107ZM143 104H145L146 106H143ZM148 104V105H147ZM162 104H160L159 105V103H158V105H155V107H157V111H160V109L161 108H163V107H161L160 109H158V107L159 106H161ZM171 104V103H170ZM181 104V103H180ZM184 104V103H183ZM234 104V103H233ZM258 104V103H257ZM256 104V105H257ZM142 105V106H141ZM208 105V106H209ZM212 105V107H213V105L214 104H211ZM237 105V104H236ZM19 106V105H18ZM150 108V111L152 110V109H154L153 110V113L151 114L150 113V111H149V108ZM168 107L166 108V109H168L170 106H169V104L167 105ZM171 106H172V104H171ZM173 106H174V104H173ZM178 106V105H177ZM176 106V107H177ZM184 106V105H183ZM204 106V105H203ZM218 106V105H217ZM231 106V105H230ZM242 106V105H241ZM255 106V105H254ZM253 106V107H254ZM20 107V106H19ZM175 107V106H174ZM173 107V108H174ZM221 107V106H220ZM223 107V106H222ZM226 107V106H225ZM244 107V106H243ZM248 107V106H247ZM264 107V106H263ZM11 108V109H12ZM21 108H23V107H21ZM21 108H19V109H21ZM171 108V107H170ZM169 108V109H170ZM250 108V107H249ZM255 108H257V107H255ZM10 109V111L12 112V110ZM14 109H15V107H14ZM175 109V108H174ZM173 109V110H174ZM211 109V108H210ZM223 109V108H222ZM224 109H226V108H224ZM242 109V108H241ZM240 109V110H241ZM248 108H244V110H247ZM251 109V108H250ZM6 110V109H5ZM17 110V106H16V109H15V112H18V111H16ZM23 110V109H22ZM28 110H30V107H29V109ZM147 110V111H146ZM219 110H221V109H219ZM257 110V109H256ZM260 110V109H259ZM1 111V110H0ZM7 111V110H6ZM10 111H7V112H9L10 113ZM133 111V112H132ZM207 111V110H206ZM218 111V110H217ZM228 111H230V110H228ZM1 112H3V110L1 111ZM46 112V113H45ZM128 112H130V113H128ZM144 114H146V115H143V113ZM149 112V113H148ZM155 112V113H154ZM204 112H205V110H204ZM222 112V111H221ZM6 113V112H5ZM9 113H8V116H7V114H1L0 113V116L2 115V116H4V115H6L7 117H9ZM48 113V114H47ZM132 113V114H131ZM139 113H142V115L141 114H139ZM148 113V114H147ZM159 113H161V112H159ZM158 113V114H159ZM173 113V112H172ZM216 113H218V112H216ZM220 113V112H219ZM223 113V112H222ZM231 113V112H230ZM230 113L229 114H227L226 115V112L224 113V114H221V115H226V117L228 116L229 118H230ZM233 113V112H232ZM252 113H254V112H252ZM263 113V112H262ZM14 114V113H13ZM24 114V115H23ZM134 114H136V113H134ZM167 114V113H166ZM166 114H164L165 116H166ZM174 114V113H173ZM202 114H203V112H202ZM209 114V113H208ZM15 115V114H14ZM123 115V116H124ZM150 115V116H149ZM170 115V114H169ZM216 115V114H215ZM238 115V114H237ZM236 115V116H237ZM254 115V114H253ZM13 116V115H12ZM20 116V115H19ZM132 116V117H131ZM149 116V117H148ZM159 116V115H158ZM190 116H192V114L190 115ZM200 116H201V114H200ZM199 116V117H200ZM205 116H207V115H205ZM231 116H232V114H231ZM235 116V117H236ZM239 116V115H238ZM6 117V118H7ZM148 117V118H147ZM164 117V116H163ZM170 117V116H169ZM176 117V116H175ZM174 117V118H175ZM210 116H207L206 117V119H208ZM219 117H221V119L223 118L222 116H219ZM218 117V118H219ZM240 117V116H239ZM1 119H2V117H0ZM9 118H11V117H9ZM13 119H15V118H17V117H12ZM11 118V119H12ZM19 118V117H18ZM135 118V117H134ZM134 118H133V120H134ZM160 117H158V119H159ZM173 118V119H174ZM197 118H198V116H197ZM201 118H203V116L201 117ZM216 118V117H215ZM233 118H234V116H233ZM243 118V117H242ZM246 118V117H245ZM131 119H130V121H131ZM157 118H155L154 119V121L155 120H158ZM166 119H168L167 117H166ZM165 119V120H166ZM172 119V120H173ZM204 119V122H205V117L203 118ZM210 119H213V118H210ZM217 119V118H216ZM220 119V120H221ZM240 119V118H239ZM7 120V119H6ZM99 121V122H97V121ZM132 120V122L131 123H133V122H135V121H133ZM136 120V119H135ZM150 120V119H149ZM151 120H153V119H151ZM169 120V119H168ZM187 120V119H186ZM189 120V119H188ZM187 120V121H188ZM234 120H235V118H234ZM3 121V122H2ZM94 121H96V122H94ZM136 121H138V120H136ZM145 121V122H144ZM158 121H160V120H158ZM170 121V120H169ZM190 121V120H189ZM188 121V122H189ZM201 121H202V119H201ZM216 121V120H215ZM218 121V120H217ZM222 121H224V120H222ZM12 122H14L13 120H12ZM125 122H123V124L125 123ZM140 122V121H139ZM139 122H137L136 124H138ZM151 122V121H150ZM224 122H226V121H224ZM224 122H222V123H224ZM234 122H236V120L234 121ZM241 122V121H240ZM0 123V126L1 125H3V124H1ZM86 123H87V125H86ZM89 123H92L93 124V127H92V124L91 125H89ZM94 123H98L96 126H98L99 125V123L101 124V125H99V126H103L104 128H103V130H101V127H95L94 126ZM127 123V122H126ZM142 123V124H143ZM149 123V122H148ZM161 123V122H160ZM221 123V122H220ZM239 123V122H238ZM128 124V123H127ZM135 124V125H136ZM140 124V123H139ZM154 124V123H153ZM162 124V123H161ZM166 124V123H165ZM189 124V123H188ZM193 124H195L194 123V121H193ZM84 125H86V126H84ZM129 125V124H128ZM160 125V124H159ZM163 125V124H162ZM233 125V124H232ZM235 125H236V123H235ZM124 126L126 127V129H127V125L126 124H124ZM165 126V125H164ZM163 126V127H164ZM182 126V125H181ZM189 126H191V125H189ZM195 126V125H194ZM207 126V127H206ZM221 126H223V125H221ZM90 127V128H89ZM135 127V126H134ZM148 127V126H147ZM188 127V126H187ZM200 127V126H199ZM198 127V128H199ZM238 127H239V125H238ZM95 128H97V129H95ZM129 128H130V125H129ZM132 128V127H131ZM138 128V129H137ZM137 128H134L133 130H135L136 129V131H132V133H134L135 132V135H133L132 133L130 134V135H132L133 136V138H131L132 136H130V138L127 136V141L126 142H124V143H122V142H120V141H122V140H119V141H115V140H113V138H111V141H112V143L114 142V146H112L113 144H110L111 146H112V148H106L107 146H105L106 144L105 143H107L108 141H103V139H102V142L105 144L104 145V147L106 148V149H108L107 151H106V149L104 150V151H106V155H105V157L104 156H102L101 154L102 153H104L103 151H101V152H99L98 151V149H96L95 147V151H98L99 153H101V154H99L98 152H94V153H97V154H99V155H101L102 157L100 158V156L99 157H97V155H95L94 153H93V155H94V157L96 156L97 158H93V155H92V158H93V160L91 159V157H90V159H91V162L87 159V161H86V159H84L83 161H85V163L86 162H90V163H88L87 165L85 164V163H83L81 160V163H83V164H85L84 166H82L81 164H80V161H79V166L77 167V163L76 164H74V162H77L78 160H76V161H73V165L71 166V164L69 163V161L71 160L70 158V156H69V154H71V153H67V154H64V155H68L67 157H68V160H66L67 159V157L65 158V156H64V160L62 161L61 159H59L60 158V156H59V162H60V160L62 161L61 163H59V164H61V168L59 169V168H57L58 167V164H56V163H54V161L56 162V159L57 158H55V157H57V156H55V155H53V157L54 158H51V160L52 159H54L53 160V163H52V165H51V167H56L57 169H55V168H53V170H52V168L50 169L51 171H53V172H51L50 170H49V172H51L50 174H52V173H54L56 176H54V174H52L53 176H54V178H58V181H59V183H58V181L55 179H53L52 180V178L51 177H53L52 175H50V176H47L48 175V166H46V165H44V164H41V162H38L39 160H38V158H36L38 161H36V162H38V163H40V164H36L35 163V159H34V161H32V160H30L31 158V156H30V154H32L31 152H30V154H29V149L26 151V153H28L29 154V160H28V163H26L27 162V159H28V157L26 158V156L27 155H25V158H26V160L25 159H23V160H25V161H23L22 162V160H21V157H20V162H22L23 164H24V166L22 165V163H18L19 162V160L17 159V161H16V163H18V164H20V165H18V167L20 168L21 166H22V170L21 171H19L18 169L16 170V163H14L15 161V159H13L11 156L9 157L10 159H8V160H6L4 157H5V155H4V157H3V159H5V161L3 162V164L6 162V161H8V163H7V165L8 164H10L11 163V165H10V167H13L12 166V164L14 163V166H15V168L13 167V168H11V169H8L7 168V171L9 172V171H11V170H16L15 171V175L16 174H18V175H20L21 176V178H22V181H21V178L20 177H16L19 181H21L22 183L24 182V179H25V181L28 179V181L30 180V182H31V179H32V184L33 183H36V182H38V181H41L40 179H42V183L43 182H49V181H52V182H56V184L58 183V184H60V186L61 187H63L62 185L64 184V185H67L68 183H69V181H73L74 180V178H72L71 179V177L74 175V177H76V179L74 180L75 181V183L78 181V183H79V185H78V183H76L77 185H78V192H79V196H78V198H75V196H76V193H75V191H74V193H75V196H73V191H72V193L70 194V192L69 193H67V194H70V195H72V196H69L68 197V195L66 196L65 195V193H64V195L63 194H60V193H63V191H61V190H63L65 187H63L60 191H58L59 189H54L55 187H58L57 185L56 186H54V187H52L51 186V188L52 189H54V191L52 190V189H50V190H52L51 192H50V190H48L47 191V193H51V195L49 196V195H46L47 196V198H43V197H45V196H43V195H45V194H47V193H45V194H42L41 195V197L39 196L41 193H43L42 192V190H43V188H42V190L41 191H38L39 189H40V187L39 186H36L38 189H36V190H34V191H38V193L36 194V195H34V198H29V197H31V196H27V198H19V197H15V198H9V197H7L6 199L5 198H3L2 200L4 201H1L2 203H0V227H4V229H8V233L7 234H9V233H11L12 235H11V237H5L4 238V242H5V244H7V247H9L8 248V255H10V257L9 258H7L6 260H5V258L3 257H0V259L2 258V259H4V261L2 260V262L0 263V264H264V198H263V196H262V190H260L259 188V190L256 188L255 190L256 191H253V193H252V191L250 190H244V189H241L240 190V195L241 194H244V196L242 197V199H240L241 200V202H242V204H240V203H237L236 205H237V207L236 208H234V210L232 209V212L233 213H230V214H232L231 216H232V218H231V216L230 217H228L229 219L227 220V219H225L226 221H224V220H222V216L223 217H226V216H224V213H223V215H221L222 214V212H221V214L220 215H217V216H213L212 214V216L214 217V218H212V219H210L209 220V217H208V220H206L205 218H206V216H204V213H205V211H204V209H206V214L205 215H208V211H207V209L208 208H211V210L210 209H208V210H210V212L212 211V208H213V206L214 205H217V203L216 204H214L213 205V201H210V202H201L202 200H200V201H198V202H201V203H198V202H196V204L194 203V205L192 204V206H190V204H189V206H187V207H185L186 209H184V208H182V215H183V222H182V220H181V222H180V219H179V221H177V222H174V220H173V222H170V219L167 217V219H169L168 221L170 222V223H168V224H166V223H164V222H162L160 219H162L160 216H162V214L161 213H163V211H164V208L163 207H161V208H163V211L162 212H160L159 210H158V208L157 209H155V205L153 204V207L154 208H152L151 209V207L150 208H146L147 210H145V209H134L133 207H134V205H136L137 206V204H135L134 203V205H133V207L131 208V209H129V207H130V205L129 204H127V205H129V207L126 205V203H130L131 201L129 200V198H126L128 195H130L131 197L133 196L134 197V199L136 198V197H139V196H141V195H143V194H149V192L151 193V191L152 190H149V189H151V187L152 186H155V184H157L158 182H164V180L166 179V177H167V172H164V171H162L163 169L162 168H160L161 167V165H163L162 164V162L164 161V159H161V160H163V161H161L160 160V158L162 157V154H158V153H156V151L160 148V147H162V145L164 144H168L169 143V141L167 142V143H165L166 141H164L163 139H164V137H163V135H164V133L167 131L166 129H163L162 128V132H164L163 133V135H162V137H161V133L159 134V132H157V134H155V136H157L156 138H154L153 137V139H151L152 137H150V138H145V137H143V136H139V135H137L136 133L137 132H139L138 130H139V127L137 126ZM160 129H161V127H159ZM179 128H181V127H179ZM190 128H192V127H190ZM210 123L209 124H206V125H204V126H202L201 127V131L202 132H199V133H202L201 135H202V138H204L203 137V135L204 136H206V137H208V135H209V130H210ZM225 128V126L223 127V129ZM230 127H227V129L230 131V129H229ZM237 128V127H236ZM235 128V129H236ZM107 129V130H108ZM148 128H146V130H147ZM184 129V128H183ZM182 129V130H183ZM200 129V128H199ZM226 129V128H225ZM224 129V130H225ZM227 129H226V131H227ZM232 129V128H231ZM239 129V137L237 138L238 140H239V138L240 137H244V136H246V135H249V137H253L254 139H255V137H256V139H255V142H261V145H257V144H254V143H249V144H247L246 143V145L244 144V146L247 148V147H249L250 148V151H251V148H253V150L255 149L256 150V148H257V146H258V148L260 149L258 152H256L254 155L253 154H251V158H250V160L248 159V156L250 155V154H248L247 153V149H244V150H242V147L241 148H238L239 147V145L238 146H236L238 149H239V151H237V152H235V153H232L234 156V158L235 157H239V155L242 153V152H246L245 153V155H247V156H245L244 155V157L246 158V159H248V163H252L251 164V166L252 167H254V169H255V167H256V169L258 168V169H260L261 167H264V114H259V115H255V116H252V117H250L249 116V118L247 117L246 119H244L243 121H242V123H241V125H240V127L238 128ZM128 130V129H127ZM130 130H132V129H130ZM142 130V129H141ZM141 130H140V134H141ZM181 129H180V131L178 132L177 131V133L176 134H180V132L182 131ZM194 130V129H193ZM216 130V129H215ZM232 130H234V128L232 129ZM77 130H73L72 132L73 133H71L72 135H73V137H74V135L76 136V135H78L77 134V132H76ZM87 131V132H88ZM143 131V130H142ZM144 131H145V129H144ZM155 131H157V129H155ZM160 131V130H159ZM168 131H170V130H168ZM192 131V130H191ZM200 131V130H199ZM208 131V132H207ZM211 131V130H210ZM214 131V130H213ZM213 131H211V132H213ZM87 132H86V134H87ZM100 132V133H101ZM128 132V131H127ZM152 132H154V129L152 130ZM173 132H175V131H173ZM172 132V133H173ZM194 132H195V130H194ZM75 133V134H74ZM92 133V132H91ZM111 133V134H112ZM113 133V134H114ZM145 133H146V131H145ZM166 133H171V131L170 132H166ZM213 133H215V131L213 132ZM217 133V132H216ZM215 133V136L217 135ZM47 134V135H46ZM70 134V136L72 137V135ZM86 134H85V136H86ZM89 134V133H88ZM104 134H105V131H104ZM125 134H127L126 133V130H125ZM158 134L160 135V136H158ZM175 134V135H176ZM186 134V133H185ZM192 134H195V133H192ZM207 134V135H206ZM230 134V133H229ZM22 135V136H21ZM67 135V136H66ZM80 135V134H79ZM78 135V136H79ZM97 136H98V134H96ZM107 135V134H106ZM106 135L105 136H103V138H105L106 137ZM114 135H116V137L117 136H119L118 135V132H117V134L115 133ZM172 134H170L169 136H171ZM174 135V136H175ZM182 135H184V134H182ZM181 134L180 135H178V137L180 136L181 137V139H180V137L178 138H176V137H174V138H176V140L177 141H174L172 138H171V144H173V149L172 148H170L169 147V145H168V147H166V149H167V151H168V148H170V149H172V150H175V146L176 147H183V145H185L186 144V146L188 147V145L189 144H192L193 143V139H197V136H196V134L195 135H193V136H196V138H193L192 139V137L190 136V134H189V137H184V138H182L183 136H182ZM211 136H209V137H212L213 138V136H212V134H210ZM214 135V134H213ZM219 135V134H218ZM220 135H221V133H220ZM234 135V134H233ZM235 135H238V134H235ZM251 135V136H250ZM26 138V137H28L29 138V140H28V138H26V139H24V137ZM41 136H42V138H41ZM63 136V137H62ZM64 136H66V138L64 137ZM91 136V135H90ZM94 136V135H93ZM102 136V135H101ZM99 137V139L100 138H102V137ZM112 136V135H111ZM154 136V135H153ZM177 136V135H176ZM185 136V135H184ZM187 136H188V134H187ZM200 136V135H199ZM230 136H231V134H230ZM255 136V137H254ZM22 137H23V140H21L22 139ZM35 137V138H34ZM59 137H61V138H59ZM71 137H69V139L71 138ZM73 137H72V139H73ZM96 137V136H95ZM94 137V138H95ZM121 137V136H120ZM119 137V138H120ZM165 137H167V134H166V136ZM201 137V136H200ZM208 137V138H209ZM223 137H225V136H223ZM226 137H227V135H226ZM232 137V136H231ZM242 137V138H243ZM248 137V138H249ZM17 138H21L20 139V141L18 140H15V139H17ZM39 138V139H38ZM86 138H88L89 139V137H87L86 136ZM85 138V139H86ZM107 138V137H106ZM106 138H105V140H106ZM109 138V137H108ZM107 138V140H109ZM114 138H115V136H114ZM135 138V139H134ZM163 138V139H162ZM169 138V137H168ZM167 138V139H168ZM187 138V140H185ZM191 138V140H189V139ZM202 138H198L197 140H196V143H197V145H198V147L199 146H204V145H206V143H207V141H209V140H207L206 141V143H205V141H204V139H202ZM217 138H219V137H217ZM217 138H214V140H216ZM222 138V137H221ZM229 138V137H228ZM232 138H234V137H232ZM35 139V140H36ZM43 139H45V140H43ZM48 139V138H47ZM50 139V138H49ZM48 139V140H49ZM59 139V140H58ZM68 139V140H69ZM121 139V138H120ZM129 139V140H128ZM179 139V140H178ZM207 139V138H206ZM211 139V138H210ZM225 139V138H224ZM236 139V140H237ZM250 139H252V138H250ZM250 139H248V140H250ZM254 139H252L253 140V142H254ZM31 141L32 142V144L34 143V141ZM38 140H40V141H38ZM53 140L51 139V141L50 142H53ZM61 140H60V142H61ZM84 140V139H83ZM91 138L89 139V143H91ZM93 140V139H92ZM95 141H96V139H94ZM94 140H93V142H94ZM169 140V139H168ZM213 139H212V141H214ZM220 140V139H219ZM218 140V141H219ZM235 140V141H236ZM258 140V141H257ZM57 141H56V143H57ZM70 141V140H69ZM85 141V140H84ZM98 141V140H97ZM100 141V140H99ZM98 141V142H99ZM111 141H109L108 143H107V145L109 144V143H111ZM172 141L174 142V143H172ZM191 141V142H190ZM212 141H211V143H212ZM217 141V140H216ZM234 141V142H235ZM24 142V143H25ZM30 142V143H31ZM37 142H35V143H37ZM41 143V144H43V148H44V146H45V142L44 143ZM48 144L50 143L49 141H46ZM55 142V141H54ZM53 142V143H54ZM60 142H58L60 145H61V143ZM66 142H67V140H66ZM88 142V141H87ZM118 142V143H117ZM230 141H228L227 143H229ZM234 142H232L233 143V145L234 146H232V145H230V146H232V147H230L228 144L226 145L228 148L226 149V146H225V149L226 150H228L229 148H231V150L233 149V147H235V144L237 145V142L234 144ZM260 142L258 143V144H260ZM8 143H9V145L11 144V146H8L7 147V145H8ZM18 144V145H15V144ZM29 143V142H28ZM37 143V144H38ZM53 143L51 144V146H53ZM89 143H87V144H89ZM176 143V144H175ZM215 142H213L212 144H214ZM217 143V142H216ZM225 143V142H224ZM40 144V145H41ZM65 144V143H64ZM92 144V143H91ZM98 144V143H97ZM96 144V145H97ZM102 144V143H101ZM193 144H194V146H193ZM192 144V147H194V149L196 148L195 146V143H193ZM221 144L223 145V143H220V145H219V142H218V145H219V147L221 146ZM231 144V143H230ZM6 145V146H5ZM14 145H15V147H14ZM23 145V144H22ZM26 146H29V145H27V144H25ZM39 145V144H38ZM38 145H37V148H39L38 147ZM47 145V144H46ZM59 145V146H60ZM66 145V144H65ZM69 145V144H68ZM90 145V144H89ZM95 144H93V146H94ZM95 145V146H96ZM100 145V144H99ZM175 145V146H174ZM216 144H214V146H215ZM257 145V146H256ZM17 146V147H16ZM24 146V145H23ZM22 146V147H23ZM34 146H36V145H34ZM50 146V147H51ZM57 146V145H56ZM72 146V145H71ZM84 146V145H83ZM82 145H81V149H82V147H83ZM93 146H92V148H93ZM210 146H212L211 144H210ZM214 146H212V148L214 147ZM217 146V145H216ZM216 146H215V148H216ZM224 146V145H223ZM241 146V145H240ZM255 146H256V148H255ZM21 147V148H22ZM41 147V146H40ZM54 147V146H53ZM52 147V148H53ZM65 147V146H64ZM86 147H88V145L86 146ZM85 147V148H86ZM97 147H98V145H97ZM100 147H101V145H100ZM100 147H99V150H100ZM108 147H109V145H108ZM189 147H191V145H189ZM189 147L188 148H186V150L184 149V147H183V149L181 148L180 150L182 151L181 152V156H183L184 154H185V152H186V154H187V151H191L192 150V147L190 148V150H189ZM218 147V146H217ZM218 147V148H219ZM235 147V148H236ZM25 148V147H24ZM23 148V149H24ZM30 148V147H29ZM32 148H34V150H36L35 149V147H31L30 149H32ZM42 148V149H43ZM49 148V147H48ZM60 148V147H59ZM63 148V146L61 147V149ZM65 148H67V147H65ZM71 148L72 147H70L69 149L71 150ZM75 148V147H74ZM77 148V147H76ZM75 148V149H76ZM79 148H80V146H79ZM84 148V147H83ZM89 148V147H88ZM91 148V149H92ZM163 148V147H162ZM204 147H202L201 149H203ZM209 148V147H208ZM222 148V147H221ZM220 148V150H223L224 149V147L221 149ZM22 149V150H23ZM45 149V148H44ZM56 149V148H55ZM55 149H53V151L52 152H54V150ZM73 149V148H72ZM104 148L102 147V150H103ZM169 149V151H171ZM188 149V150H187ZM197 149V148H196ZM241 149V150H240ZM3 150V149H2ZM11 150V151H12ZM34 150L32 151V152H34ZM39 150H41V148H39ZM58 150H60V149H58ZM65 150V149H64ZM89 150H90V148H89ZM185 150V151H184ZM199 150H200V148H199ZM205 150V149H204ZM217 150H219V149H217ZM230 149L228 150V151H231ZM252 150V151H253ZM258 150V149H257ZM16 151V150H15ZM21 151V150H20ZM24 151V150H23ZM37 151H38V149H37ZM47 151V150H46ZM50 151V150H49ZM63 151V150H62ZM61 150L59 151V155H60V152H62ZM72 151V150H71ZM70 151V152H71ZM76 151V150H75ZM79 151V150H78ZM84 151V150H83ZM193 151V154L194 153H196L197 152V150H196V152H194V150H192ZM201 151V150H200ZM199 151V152H200ZM2 153L4 152V150L3 151H1ZM0 152V153H1ZM8 152V154H9V152H10V150L9 151H7ZM17 152V151H16ZM55 152H58V151H56L55 150ZM66 152V151H65ZM64 152V153H65ZM73 152H74V150H73ZM81 152V151H80ZM79 152V153H80ZM89 152V151H88ZM91 152V151H90ZM180 151H178L177 152V154H180L179 153ZM199 152H197V153H199ZM214 152H215V150H214ZM217 152V151H216ZM254 152V151H253ZM5 153V152H4ZM20 153H24V152H20ZM19 153V154H20ZM35 153V152H34ZM40 153V152H39ZM78 153V154H79ZM190 153V152H189ZM189 153L186 155V156H183V157H187L188 155H189ZM219 153H221L220 155H222V157L221 158H223V161H220V160H222V159H219L220 157H218V154H216V153H214L215 155H217V157L218 158H216L215 156L214 157H212L213 158V160H210V161H204V163H205V165H207L206 167L207 168H212V169H205L206 167H205V165H203V167H205L204 168V172H205V174L203 173V175H205V176H203L201 179L199 178L198 180H195L194 181V184H195V189L196 188H200L199 186L201 185V183H204V184H206V186L208 187V186H210L209 188H207V189H205V190H203V189H200V195L199 196H201V195H204V196H206V198H208L207 197V195H210V196H212L213 197V200H214V198H224L225 197V195L227 194V192H226V188L227 187H224L225 185H223L222 184V186L220 185V186H218V188H216V186L217 185H219V184H221L220 183V180H221V178L218 176V175H215V169H219L220 168V166L219 165H222V167L223 168H225L226 166V168H231L232 166H234L233 165V163H235L236 161H234V158L232 157L231 159H230V157L229 156H226V154H229L228 152H226V154H224L225 152H220L219 151ZM249 153H251V152H249ZM10 154H14V153H10ZM44 154V153H43ZM46 154V153H45ZM44 154V155H45ZM49 154H51V152H49ZM57 154V153H56ZM76 154H77V152H76ZM75 154V155H76ZM83 154V153H82ZM85 154V153H84ZM176 154V155H177ZM183 154V155H182ZM206 154H207V152H206ZM211 155L213 154L212 152L210 153ZM210 154L208 155V156H210ZM213 154V155H214ZM3 155V154H2ZM2 155H1V158H2ZM15 155H16V153H15ZM47 155H48V152H47ZM46 155V156H47ZM52 155V154H51ZM62 155V154H61ZM190 155H191V153H190ZM200 155L202 156L203 154H201V152H200ZM199 154L197 155V157L198 156H200ZM223 155H225L226 157H227V159H226V157H223ZM243 155V154H242ZM253 155V156H252ZM6 156H7V154H6ZM33 156H34V154H33ZM35 156H36V154H35ZM40 156V155H39ZM43 156V155H42ZM63 156V155H62ZM73 156V155H72ZM77 157H80V156H78V155H76ZM83 156V155H82ZM81 156V157H82ZM87 156H88V154H87ZM127 156H130V157H128L129 158V160L131 159V160H133V161H129V160H126L125 161V158ZM180 156V155H179ZM196 156V155H195ZM201 156H200V160L198 159H196L198 162H199V166H198V171H199V169H200V171H202L201 170V167H202V165H200V164H202L203 162H202V160H203V158H201ZM37 157V156H36ZM48 157V156H47ZM47 157H45L46 158V160H44L45 162L44 163H47ZM70 157V158H69ZM76 157V158H77ZM80 157V158H81ZM89 157V156H88ZM176 158L178 157V155L177 156H175ZM182 157V158H183ZM189 157V156H188ZM202 157H206V158H204V160H206V159H208L207 158V156L205 155H203ZM229 157V158H228ZM0 158V160L2 161L3 159H1ZM7 158V157H6ZM12 158V159H11ZM18 158H19V156H18ZM39 158H42L41 156L39 157ZM43 158H44V156H43ZM49 158V157H48ZM73 158H75V157H73ZM75 158V159H76ZM190 158V157H189ZM225 158V159H224ZM74 159V160H75ZM127 159V158H126ZM175 159V158H174ZM210 159H211V157H210ZM214 159H215V161H214ZM219 159V162H217V160ZM239 159V158H238ZM243 159V158H242ZM242 159H240V160H242ZM245 159V160H246ZM13 161V162H10V161ZM50 160V159H49ZM51 160L49 161L50 163H51ZM209 160V159H208ZM68 161V162H67ZM127 161H129L133 166L136 164V162H139V163H141V164H139V163H137L136 165L138 166H140L141 167V169H140V167H138L137 169L138 170H132V168L131 167H133V166H131V164L129 163V162H127ZM167 161H169L170 163L173 161V160H166L165 159V161L163 162V163H165V162H167ZM188 161H190V159H188V158H183L182 159V162L183 163H185V164H187L188 166L190 165V167H191V164H189L188 163ZM25 162V163H24ZM32 163V164H30V163ZM153 162V163H152ZM182 162H180V163H182ZM220 162H222V163H220ZM243 162H244V160H243ZM242 162V163H243ZM2 163V162H1ZM43 163V162H42ZM50 163H48V164H50ZM143 163V164H142ZM238 163H240V164H242L241 163V161L240 162H238ZM2 164V165H3ZM54 164H56V166L54 165ZM169 164V163H168ZM168 164H167V166H168ZM173 164V163H172ZM177 164V163H176ZM1 165V164H0ZM0 166L1 168H0V174L1 175H3L4 174V176H2V177H4L5 179L7 178L8 179V177H9V180H11V179H15V178H11L12 176L11 175H6V177H5V174H7V173H5L6 172V168H5V166H4V168H3V166ZM5 165H6V163H5ZM76 165V167H73V166H75ZM142 165H144V167L142 166ZM166 165V164H165ZM193 165V164H192ZM243 165V164H242ZM247 165V164H246ZM248 165H250V164H248ZM9 166V165H8ZM60 166V165H59ZM82 166V167H81ZM119 166V167H118ZM121 166H122V168L124 169H126L125 170V174L123 173V169L121 168ZM166 166V167H167ZM173 166V165H172ZM174 166H176V165H174ZM196 166V165H195ZM209 166V167H208ZM7 167V166H6ZM182 167V166H181ZM200 167V168H199ZM202 167V168H203ZM251 167V168H252ZM117 168V170L119 171L120 170V168H121V170L120 171H122V174H120V176L121 175H123V176H119V174H118V176H116V178L117 179H115V176L113 175V174H116V171H115V173H114V170ZM134 168H136V167H134ZM168 168H170V167H168ZM168 168H166V169H168ZM177 168V167H176ZM178 168H180V167H178ZM195 168H197V167H195ZM234 168V167H233ZM54 169H55V171H54ZM114 169V170H113ZM173 169V168H172ZM190 169H192V168H190ZM189 169V170H190ZM236 169V168H235ZM263 170H264V168H262ZM4 170H5V172H4ZM46 170H47V172H46ZM188 170V169H187ZM193 170V169H192ZM191 170V171H192ZM245 170V169H244ZM261 170V169H260ZM113 173H112V172ZM117 171V172H118ZM169 171V170H168ZM197 171V172H198ZM220 171V170H219ZM221 171L223 172L224 170L223 169H221ZM226 171V170H225ZM224 171V172H225ZM257 171V170H256ZM256 171H254L255 173H253V174H256ZM4 172V173H3ZM45 172H46V177H43V176H40V178H38V176H39V174L40 175H42V173H43V175H45ZM70 173V175H68V179H69V181H68V179L66 180L65 178H66V176H67V173ZM173 172V171H172ZM186 172V171H185ZM206 172H210L211 174H209V175H206ZM264 172V171H263ZM10 173H12V172H10ZM14 173V172H13ZM12 173V174H13ZM37 173H39V174H37ZM66 173V176H65V178H64V180H66L65 182L63 181V183H62V185H61V180H60V177H61V179H63L62 178V176L64 177V174ZM102 173L103 174H112V178H111V180H113V181H110V182H108V183H105V184H103V182H105V179H104V176L102 177ZM171 173V172H170ZM175 173H176V171H175ZM199 173V172H198ZM198 173H196V174H198ZM221 173V172H220ZM226 173V172H225ZM240 173H241V170H240ZM260 175H261V177L260 178H262V172L260 171ZM76 174H79V175H76ZM80 174H82V176L84 175V176H87V178H88V176H89V180L86 178V177H84V179L86 178L87 179V181H86V183H88V184H86V186H91V184H92V180H90V179H92L93 178V184H94V182H96V181H98L99 183H100V181H102V184H99V183H97V185L99 184V186H93V188H95V189H93L94 191L96 190L97 191V193H99V194H101V195H103V196H105L106 198H80V196L81 195H83L84 193H82V192H86L85 194H88V196L87 197H90L91 195L89 194L90 192H88L86 189H87V187L86 188H84L85 187V180H82L83 179V177H81L80 176ZM97 174V175H96ZM101 174V175H100ZM171 174H173V173H171ZM252 174V173H251ZM14 175V174H13ZM32 175H33V177H32ZM37 175V176H36ZM227 175V174H226ZM247 175H249V174H247ZM259 175V174H258ZM263 175H264V173H263ZM8 176V177H7ZM37 177L38 179L37 180H35L34 181V179H36L35 177ZM106 177H108L107 175H105ZM110 177H111V175H109ZM169 177H170V175H168ZM173 176H174V174H173ZM185 176L187 177L188 175H186L185 174ZM197 176V175H196ZM199 176V175H198ZM198 176H197V178H198ZM225 176V175H224ZM229 176H230V173H229ZM233 176V175H232ZM253 176V175H252ZM257 176V175H256ZM1 176H0V178L3 180L4 178H2ZM14 177V176H13ZM30 177V178H29ZM32 177V178H31ZM91 177V178H90ZM99 177H101V179L99 178ZM105 177V178H106ZM110 177H108V178H110ZM113 177H114V179H113ZM200 177V176H199ZM20 178V179H19ZM45 178V180H43ZM48 178H50L51 180H47ZM82 178V179H81ZM95 178V179H94ZM98 178V180H96ZM172 178V177H171ZM178 178H179V176H178ZM181 178V177H180ZM183 179H184V177H182ZM196 178V179H197ZM231 178V177H230ZM230 178H229V180H230ZM258 178V177H257ZM264 178V177H263ZM4 179V180H5ZM7 179H6V181H7ZM17 179H15L14 181H12L13 183H15L14 185H16V184H18V183H16V182H18V180ZM162 179H164V180H162ZM169 179V178H168ZM190 179V178H189ZM231 179H233V184L234 185H236V183H235V181H237V179H236V177H232ZM2 180H0V181H2ZM4 180L2 181V182H4ZM96 180V181H95ZM175 181H176V178L174 179ZM226 180H227V178H226ZM241 180V179H240ZM261 180V179H260ZM6 181H5V184L7 185V183H6ZM28 181H26V182H28ZM82 181H84L83 183H84V187L81 185V184H83V183H81ZM155 181V182H154ZM165 181H167V183L169 182L168 180H165ZM170 181H171V179H170ZM177 181H178V179H177ZM184 181H187V179L185 180L184 179ZM231 181V180H230ZM229 181V182H230ZM256 181H258V179L256 180ZM1 182V184H3ZM7 182H9L8 184H13L11 181H7ZM45 182V183H46ZM66 182H68V183H66ZM91 182V183H90ZM173 182V181H172ZM189 182H190V180H189ZM226 182V181H225ZM22 183H21V185H22ZM31 183H30V186H31ZM39 184H40V182H38ZM50 183V182H49ZM49 183H48V185L47 186H49L50 187V185H49ZM54 183H53V185H54ZM74 183V182H73ZM72 183V184H73ZM74 183V184H75ZM90 183V184H89ZM174 183V182H173ZM4 184V185H5ZM38 184V185H39ZM47 184V183H46ZM71 184V183H70ZM69 184V185H70ZM71 184V185H72ZM73 184V187L74 186H76V185H74ZM92 184V185H93ZM175 184V183H174ZM179 184H181V183H179ZM184 184V183H183ZM225 184V183H224ZM227 184V183H226ZM230 184H231V182H230ZM238 185L239 184H241L240 182L239 183H237ZM247 184V183H246ZM5 185V186H6ZM19 186H20V183L18 184ZM18 185H16V186H18ZM27 185V184H26ZM36 185V184H35ZM44 185V184H43ZM69 185H68V187H69ZM158 185V184H157ZM160 186H162L161 184H159ZM166 184H164V186H165ZM177 185V184H176ZM228 185V184H227ZM1 186V185H0ZM18 186V187H19ZM29 186V187H30ZM34 186V185H33ZM32 186V187H33ZM42 186V185H41ZM59 186V187H60ZM79 186H81V187H79ZM88 187V189H90V191H91V188L92 187ZM178 186V185H177ZM182 186V185H181ZM192 186V185H191ZM202 186V185H201ZM204 187H205V185H203ZM202 186V187H203ZM263 186V185H262ZM4 187V186H3ZM26 188H29V187H27V186H25ZM49 187L47 188V189H49ZM58 187V188H59ZM72 187V188H73ZM174 187H176V186H174ZM231 187V186H230ZM233 187V186H232ZM2 188V187H1ZM0 188V189H1ZM15 188V187H14ZM14 188L12 187L11 188V190L13 189V191H14ZM24 188V187H23ZM26 188H24L25 190H26V192H25V194L26 193H28L29 192V194H31L32 192H30L29 191V189H28V191H27V189ZM66 188H67V186H66ZM77 188V187H76ZM81 188H84L85 189V191H83L84 189H82V192L81 191H79V190H81ZM161 188V187H160ZM179 188V187H178ZM184 188H185V186H184ZM186 188H188V187H186ZM235 188V187H234ZM253 188V187H252ZM5 189H7V188H4V190H3V192H5ZM8 189H10L9 188V186H8ZM16 189H17V187H16ZM16 189H15V191H16ZM18 189H20V190H22L21 189V187H19ZM17 189V190H18ZM33 189H34V187H33ZM120 189H123V191H125V193H123L122 195H120V194H117V190H120ZM134 189H135V191H134ZM153 189H155V187L153 188ZM159 188H158V186H157V190H158ZM175 189V188H174ZM190 189H191V187H190ZM238 189H239V187H238ZM19 190V191H20ZM55 190H57L58 192H59V194H53V192H55ZM66 190V189H65ZM70 190H71V186H70ZM76 190V189H75ZM138 190V191H137ZM176 190V189H175ZM186 189H184V191H185ZM189 190V189H188ZM196 190H198V189H196ZM202 190H203V193H202ZM10 190H7V192L8 193H14L15 194V191L14 192H12V191H10ZM44 191H46V190H44ZM56 191V192H57ZM96 191H95V193H96ZM161 191V190H160ZM169 191V190H168ZM168 191H167V193H168ZM171 191V190H170ZM179 191H181V189L179 190ZM179 191H177V192H179ZM193 191V190H192ZM41 192V193H40ZM57 192V193H58ZM82 194H81V193ZM88 192V193H87ZM92 192V191H91ZM152 192H157L156 190L155 191H152ZM194 192V191H193ZM232 192V191H231ZM239 192V191H238ZM17 193V192H16ZM20 193V192H19ZM34 193V192H33ZM40 193V194H39ZM95 193H94V195H95ZM113 193H116L117 194V196L118 195H120L119 197L120 198H114V195H116V194H113ZM166 193V192H165ZM183 193V192H182ZM181 193V195L182 196H185V194L183 195ZM185 193V192H184ZM198 193V192H197ZM13 194V195H14ZM24 194V193H23ZM28 194V195H29ZM35 194V193H34ZM53 194V195H52ZM84 194V195H85ZM98 194V196H100ZM111 194H113V196H112V198L110 197V195ZM230 194V193H229ZM3 195V194H2ZM9 195V194H8ZM12 195V196H13ZM38 195V196H37ZM63 195V196H62ZM90 195V196H89ZM153 195H156L155 197H154V199L155 198H157V195L158 194H153ZM162 195V194H161ZM165 195V194H164ZM163 195V196H164ZM172 195V194H171ZM4 196V195H3ZM25 196V195H24ZM36 196L38 197V198H36ZM66 196V197H65ZM150 196H151V194H150ZM175 196V195H174ZM242 196V195H241ZM252 196V198H250ZM40 197V198H39ZM70 197H73V198H70ZM83 197V196H82ZM110 197V198H109ZM124 197H125V199H127V200H129V202H126V201H124ZM159 197V196H158ZM228 197V196H227ZM234 197V196H233ZM238 197V196H237ZM161 198H162V196H161ZM167 198H169V197H167ZM179 198V197H178ZM181 198V197H180ZM183 198V197H182ZM202 198V197H201ZM239 198V197H238ZM241 198V197H240ZM243 198H246V199H250V200H246L245 199V201H243ZM255 199L256 198V200H251V199ZM259 200H258V199ZM263 198V199H262ZM140 199L141 198H139V202H140ZM153 199V201L152 202H155V201H157V200H154ZM205 199V198H204ZM89 200H90V202H89ZM137 200V199H136ZM135 200V201H136ZM142 200V199H141ZM148 200H152L151 198H149ZM161 200V199H160ZM211 200V199H210ZM239 200V201H240ZM92 201V202H91ZM134 201V200H133ZM143 201H147L146 200V198H145V200H143ZM208 201V200H207ZM215 201V200H214ZM229 201V200H228ZM239 201H237V202H239ZM126 202V203H125ZM138 202V201H137ZM148 202V201H147ZM160 202V201H159ZM159 202H158V204H159ZM193 202H195V201H193ZM216 202V201H215ZM234 202V201H233ZM133 203V202H132ZM141 203H142V201H141ZM146 203V202H145ZM161 203V202H160ZM172 203H174L173 201H172ZM225 203V202H224ZM223 203V204H224ZM230 203H231V201H230ZM142 204H144V203H142ZM151 205V201H150V203H147L146 205ZM157 204V206H161L160 204L158 205ZM165 204V203H164ZM138 205H139V203H138ZM145 204L144 205H139L141 208H144V206H146ZM171 205H173L174 206V204H171ZM233 205V204H232ZM231 205V206H232ZM236 205H234V206H236ZM239 205V206H238ZM135 206V207H136ZM139 206H137V208H140ZM170 206V205H169ZM177 205H175V207H176ZM219 206V205H218ZM228 206V205H227ZM168 206H166V208H167ZM183 207V206H182ZM224 207V205L221 207V210H222V208ZM165 208V209H166ZM173 208V207H172ZM218 208V209H217ZM226 207H224V209H225ZM160 209V208H159ZM177 209V208H176ZM202 209V210H201ZM214 209V208H213ZM216 212L220 209V206L219 207H216ZM228 209V208H227ZM161 210V209H160ZM172 210V209H171ZM194 210H195V212H197V214L196 213H194ZM197 210V211H196ZM203 211L202 213L203 214H198V211ZM215 210V209H214ZM220 210V211H221ZM167 210H165V212H166ZM201 211L199 212V213H201ZM164 212V215L165 216H167L166 215V213ZM219 212V211H218ZM229 212H230V210H229ZM170 213V212H169ZM169 213L167 212V214H168V216H170L169 215ZM220 213V212H219ZM161 214V215H160ZM210 214V213H209ZM228 213H226V215H227ZM230 214H228V216L230 215ZM172 215V214H171ZM164 216V217H165ZM163 217V216H162ZM211 217V216H210ZM171 218V217H170ZM180 218H181V216H180ZM227 218V217H226ZM165 219H166V217H165ZM174 219V218H173ZM182 219V218H181ZM232 219V220H231ZM163 220V219H162ZM165 221V220H164ZM167 221V220H166ZM185 221V222H184ZM22 227H23V229L24 230H26V232H32V233H28V234H24V233H17V232H13V230L15 231V229H19V228H21V230H22ZM55 233H54V232ZM2 232V231H1ZM51 232H53V234L51 233ZM2 234V233H1ZM5 235V234H4ZM10 235V234H9ZM24 235H27V236H25V237H27V238H23L24 237ZM2 238V237H1ZM2 243H3V241H2ZM4 244V243H3ZM4 244V245H5ZM7 252L5 251L4 253H6L7 254ZM0 253L2 254V252L0 251ZM263 253V254H262ZM6 254H4V255H6ZM260 254H262V255H260ZM7 256V255H6ZM8 257V256H7ZM257 260V261H256ZM254 261H256V262H254Z\"/></svg>",
	"mask_w": 264,
	"mask_h": 264
},
{
	"label": "rangeland",
	"instance_id": "2",
	"mask_svg": "<svg viewBox=\"0 0 264 264\" xmlns=\"http://www.w3.org/2000/svg\"><path fill=\"white\" fill-rule=\"evenodd\" d=\"M9 1H10V7L9 6H7L8 7V9L5 7V8H2L3 7V5H5L4 3H6V5L9 3ZM70 1V2H69ZM75 1V2H74ZM81 1H83L82 3H81ZM85 0H38V2H37V0H0V36L2 37V39H0L1 41H0V45L2 46V48H1V46H0V51H4V52H6L8 49H11L10 50V52H9V50L7 51L8 52V55H9V57L8 56H6L7 55V52L5 53V55L2 53V52H0V57H1V62H0V68H3V69H0V90H2L3 89V91H0V92H2V94H4L5 92H4V90H6V92L7 93H5V94H8V95H1V93H0V96H1V99H0V105L3 107V102H2V104H1V101H4L5 99H9V101L8 100H6L7 102L6 103H4V106L6 105L7 106V104L9 105V103L11 104V106L9 105V106H7V107H9V108H5L7 111H10V109L12 108V106H13V104H14V101H15V104H14V107H15V109H16V106H17V110L16 111H18V112H15V109H14V107L11 109L12 110V112L10 111V113L9 112H7L5 109H3L2 107L0 108V110L2 111L3 110V112H1L0 111V113L2 114H7V116H8V113H9V117H17V118H15V119H11V118H9V117H7L6 115H4V116H0V117H2V119L0 118V123H1V120H3V118H5L4 119V121L6 122V121H8V122H10L11 121V123L12 124H14V125H16V126H20V125H18V123H17V121H18V119H19V123L20 122H22L23 120H22V118L23 119H25L26 117H22V115L21 114H19V112H23L25 109H26V107L29 109V107H30V110H25L26 111V113H27V115L26 116H28V112L27 111H29V113L32 111V110H34L33 109V107L34 106H32V108H31V104H30V106H28L27 105V103H28V101L26 102V103H23L22 101H23V99H24V97H26V96H24V97H22V95H24L22 92H24V88L26 87V88H29V89H31V88H33V90H34V86H35V88H37V90H39V92H43L44 93V95L45 96H43V97H46V98H43V101H42V96L40 97V99H41V101L43 102V103H45V100H47L46 102H48L49 103V101L51 102V103H53L54 105H55V103H54V100L53 99H51V97H52V95L53 94H56V90L54 89V88H51L50 89V87L49 88H47V89H49L48 91H47V89L46 88H42L43 90H45L46 89V91H47V93H45L43 90L41 91V89H39L38 88V86L37 85H35V84H42L43 83V81L45 82V83H47V81H50V79H51V81H53V79H55L54 77H56L57 76V74L59 75V71H60V73L61 72H64L65 70L64 69H67L66 67V65H68V63H71V61H78V62H76V63H78V65H79V67H78V65L77 64H75V62L73 63V64H75L74 66H72V63H71V66L74 68V69H76V68H80V66H81V70L83 71V65H85L86 67L87 66H89V67H87L89 70L91 69V70H95V71H91V72H93V74H96L97 72H98V69H100V68H98V67H104L105 65H101V64H103V62H101L100 61V63H99V58H100V56H103V57H105V56H107V55H102V53H104L105 52V47L103 46L102 48H104V49H102V48H100V46L101 45H103L104 43V45H106V47H108L107 45L109 44H111L110 43V41H112L113 43H114V46L113 47H115L114 48V50L112 49V52L113 53H115L116 51V57L117 58H119V57H123V56H119L118 54L120 53V52H118V51H122L121 49L123 48V49H126L125 47H123V43L125 44V42H122V43H120L123 39L124 40H127V38L125 37V34H127L126 36L129 38L130 36L128 35L129 34V32L131 33V30L133 29V27H134V25H136V24H134L133 22H135V21H132L133 19H137V17L135 18V16H136V12H137V14L139 15L140 13H138V12H140V11H138V10H140V7L142 8V7H144V6H146L145 8V10L143 11V12H141V14H140V16H138V20H137V23L138 22H140L139 20H141V19H139L140 17H143V18H145L146 20H147V17L148 16H146L145 15V17H144V12L146 11V12H148L147 14L149 15V16H152V15H160V17H161V15H162V17L166 20V21H168V22H166L165 20H163V18L161 17V20H160V17H158V16H155L154 17V21H152L153 19V17H151V19H150V21H146L145 19L143 20H141V25L142 24H144V21H146V23L147 22H149L151 25L155 22V21H157V23H155L152 27H151V29H154L155 27H157V28H155L154 30H151L150 29V26H149V29L151 30H147V31H150V33H151V36L150 37H155V36H157L158 35V31H159V29H160V21H162L163 23H164V21H165V24L166 25H168V24H170V26H172L171 24H175V21H176V24H175V26H174V24H173V27H174V29H177V28H179V26H180V32H179V34H181V32H183V33H185V34H183V36H181V35H177L178 33H177V30H179V29H177V30H175L176 31V33H175V31H174V36H176L177 35V37L178 36H181V38H186L187 37V33H188V35H189V33H190V35H192L193 33H191L192 31L191 30H189V31H187L189 28H186V27H188L187 25L188 24H185L186 25V27L183 29V26L179 23L180 22V20H181V23L184 25V23H196L195 25H198V19H200V18H202V16H203V19H200V22L202 21L203 22V26H204V30L205 31H207V30H209L210 28H212L211 30H212V32H210L209 34H212L213 36L214 35H217V33H219V36H221V38H220V40H224V37H223V35H226V33H221V29L223 28L222 26L224 25V27H227L228 25H230V27L232 26V27H236V25L237 26H239V25H241V22L243 23V21H245L244 22V24H246V25H249V24H251V22L253 21V22H256V25L258 24V25H260V27H262L263 25H264V0H250L251 1V5L248 3V8H249V10H248V8L245 6V8H244V10H242V8L241 7H239L240 6V3L242 2V0L239 2V0H226L227 2H229V3H231L230 5L227 3V2H225V1H222V0H217L219 3L221 2V3H227L228 4V6L231 8H229L228 9V12H227V14H225L224 12H226V11H219V9L221 8H225V6H226V4L225 5H223V4H218L217 3V1L216 0H214V1H212V0H201V1H199V0H192L191 2H189L190 0H187L186 1V5L187 6H182L181 4H185V0L183 1V0H150V1H152V2H154V4L152 3L151 4V2L150 1H148L147 0V2H148V4L147 3H145L146 1L144 0H141V2L142 3H144L143 5L144 6H141L142 5V3H140V1H138L137 2V0H131V4L133 3L134 4V2H135V5L134 6H136L137 5V3H140L139 5H138V7H137V11H135V7L133 8L131 5H130V3L128 4V6H130L131 8H132V10H131V8L129 7V9H127L126 7H128L127 5L125 6V3L123 2V1H125V0H121L120 1V3H122L121 4V6L124 4V6H122L123 7V9H122V7L121 8H115V5L117 4V6H119L120 5V3H118V1L119 0H113L114 2H110L109 0H106V2H109V3H112V4H114L113 6H112V4H109V3H106L105 1H102V0H93V1H96L95 2V5L96 6H98V8L95 6V5H92L93 4V2H92V0H86L85 2H84ZM89 1L90 2H92L91 4L89 3ZM112 1V0H111ZM133 1V2H132ZM174 1H179V3H180V1H181V3H180V5L181 6H177L176 4H178V2L176 3H174V4H172L171 2H174ZM184 3H183V2ZM210 1H212V2H210ZM216 1V2H215ZM249 1V0H248ZM257 1H259V2H257ZM53 2H55V3H53ZM72 2V3H71ZM78 2V3H77ZM126 2H128V0H126ZM137 2V3H136ZM149 2H150V4L153 6V8H152V6L151 5H149ZM160 2V3H159ZM164 2H169L168 4L167 3H164ZM194 4H196V5H194ZM258 4H257V3ZM3 3V4H2ZM47 3V4H46ZM81 3V4H80ZM90 4V8H91V6L93 7V8H91L92 9V11H91V9L89 8V10L91 11V13L89 12H87L89 15H86L85 13H86V11L84 10V9H86V7L84 6L85 4L88 6L89 4ZM163 3V4H162ZM171 3V4H170ZM189 3H192V4H189ZM198 3V4H197ZM200 3V4H199ZM210 3L212 4V3H216L217 4V7H216V5L214 6L213 4V6H211L210 5ZM244 4L243 5H245V4H247L246 2H245V0H244V2H243ZM49 4H50V6H51V8H50V6H49ZM58 4H60V6L58 5V7H57V5ZM62 4V5H61ZM69 4V5H68ZM77 4L79 5H81V6H79L80 7V9H81V7H82V9L84 10V13L82 12V10H80V12H82V17L80 18V17H78L81 13L77 10V9H79V7L77 6ZM127 4V3H126ZM160 4H161V6H162V8H163V13H162V11L161 12H159V10H161L162 8H161V6H160ZM239 4V5H238ZM242 4V3H241ZM25 5V6H24ZM28 5H30V7H27ZM54 5V6H53ZM83 5V6H82ZM100 5H102L101 6V8L102 9H104V10H102L99 6ZM148 5V6H147ZM167 6V7H164V6ZM171 5V6H170ZM179 5V4H178ZM188 5H190V7L191 6H193L192 8H190V7H188ZM205 5V6H204ZM218 5L219 6H221L222 5V7H218ZM252 5H254V7L252 6ZM257 5V6H256ZM259 5H261L260 6V8H259ZM34 6V7H33ZM35 6H38L36 9H35ZM40 6V7H39ZM61 6H63V7H61ZM116 6V7H117ZM170 6V7H169ZM173 6H175V7H173ZM177 6V7H176ZM195 6H197V7H195ZM207 6V7H206ZM227 6V7H228ZM252 6V7H251ZM24 7V8H23ZM26 7V8H25ZM46 7V8H45ZM85 7V8H84ZM120 7V6H119ZM147 7H149L150 8V11L151 12H153V10H154V14H152V13H149L150 11H148L147 9ZM184 7H188L187 8V10H185V8ZM213 7V8H212ZM219 8L218 9V13L220 14V12H222V13H224L225 15H223V14H220V16H219V14L217 13L216 14V16H215V18H214V16H213V12L212 11H215V10H217V9H215V10H210L211 8L212 9H214V8ZM227 7L225 8V9H227ZM9 8H11V12H9ZM30 9V11L28 10V9ZM39 8H40V10H39ZM44 8V9H43ZM47 8H49V9H47ZM65 8V9H64ZM71 8H73V9H71ZM98 10H96V9ZM107 8V9H106ZM176 8H178V10H174V9ZM179 8H180V11H179ZM224 8L222 9V10H224ZM254 8V9H253ZM256 8V9H255ZM5 9H7V11H4ZM15 9V10H14ZM24 9H26V10H24ZM35 11H34V10ZM94 9V10H93ZM101 11H100V10ZM110 9V10H109ZM116 9V10H115ZM118 9H120V10H118ZM124 9H127L126 11H124ZM158 9V10H157ZM171 9V10H170ZM173 9V10H172ZM184 11H183V10ZM194 9H196V11L194 10ZM207 11H206V10ZM238 9H239V12H238ZM247 11H246V10ZM3 10V11H2ZM16 10H17V12H16ZM42 10H43V12H42ZM51 10L53 11V12H51ZM86 10H88V7H87V9ZM107 10H109V11H107ZM118 10V11H117ZM121 10H123L124 11V13L121 11ZM134 10V11H133ZM166 10V11H165ZM183 12H182V11ZM191 10V11H190ZM205 12H207V15L206 14H203V12L204 11ZM246 11L245 13L244 12H242V11ZM25 12V17H24V13L22 14V12ZM45 11V12H44ZM47 11V12H46ZM50 11V12H49ZM63 11H65V12H63ZM75 11V12H74ZM100 11V12H99ZM105 11V12H104ZM115 11V12H114ZM132 11L134 12V13H132ZM155 11H157V12H155ZM168 11H171L170 13H168ZM185 11H187V12H185ZM189 11V12H188ZM202 11V13H200ZM232 11V12H231ZM255 11H257V12H255ZM260 11V12H259ZM27 12H29V13H27ZM38 12V13H37ZM92 12H94V13H92ZM96 12V13H95ZM99 12V13H98ZM107 12H108V15L110 14V13H112V14H110L109 16H107ZM116 12H118V15H116L115 16V18H119L120 16L119 15H121L122 13V16H121V20H120V18L119 19H115L114 18V20H116V21H114L113 23L112 22H110V21H112L111 19H113V15H115L116 14ZM166 14H165V13ZM179 12V13H178ZM193 12V13H192ZM195 12V13H194ZM212 14H211V13ZM231 12V13H230ZM242 12V13H241ZM255 12V13H254ZM262 12V13H261ZM37 13V14H36ZM64 13V14H63ZM65 13H67V14H65ZM70 13V14H69ZM76 13H79V15L78 16H75V15H73V14H76ZM106 13V14H105ZM143 13V14H142ZM161 13V14H160ZM170 15V14H172L170 17L168 16V14ZM178 13V14H177ZM187 13V14H186ZM216 13V12H215ZM237 13L239 14V16L237 15ZM250 13H252L251 15H250ZM258 14V16L257 17H254V16H256L257 14ZM260 13H261V15H260ZM17 14H20L19 16L17 15ZM34 14H36V16L34 15ZM61 16H60V15ZM71 14L73 15V16H75L76 17V19L75 20H77V21H72L74 18H73V16H71ZM93 14V15H92ZM95 14V15H94ZM97 14H99L98 16H97ZM101 14H102V16H104V18L101 16ZM126 14H127V17H126ZM130 14H133V15H131V16H129ZM150 14H152V15H150ZM174 14H176L175 16H173ZM189 15V14H191V15H189L188 16V18H185L186 17V15ZM192 14H194V15H192ZM200 14H201V16H200ZM203 14V15H202ZM242 14V15H241ZM249 17V16H252V18H248L246 15ZM8 15V16H7ZM30 15V16H29ZM63 15L64 16H69V21H71V22H73V23H77V28L80 30L81 28V26H80V24L79 23H81V24H83L82 25V28L83 27H85L84 26V24L86 25H91V27L89 28L88 26H86L85 28H83V29H81L80 31H81V36H83L84 38L83 39H81V36H79L80 38L78 39L77 37V35H79V34H77V33H74L75 31H77L76 29H75V26L73 25H71V26H69V24H73V23H70L69 21H68V19H67V17H64L63 18ZM87 17V19H86V17ZM113 16V17H110V16ZM124 15H125V17H124ZM142 15V16H141ZM165 15V16H164ZM204 15H205V17L206 16H208V18H206V19H204L205 17H204ZM240 15L241 16H243L244 15V17H240ZM254 15V16H253ZM7 16V17H6ZM129 16V17H128ZM179 16L181 17L180 19H178L179 18ZM196 16V17H195ZM219 16V17H218ZM224 16V17H223ZM228 16H230V18L228 17ZM239 18H238V17ZM11 17V18H10ZM13 17V18H12ZM14 17H16V18H14ZM18 17V18H17ZM22 17H23V19H22ZM29 18V20L30 21H32L31 23L29 22V20L27 21L26 19L27 18ZM33 18V19H30V18ZM62 17V18H61ZM71 17V18H70ZM134 17V18H133ZM158 19H157V18ZM174 17V18H173ZM190 17V18H189ZM246 17V18H245ZM10 18V19H9ZM25 18V19H24ZM73 18V19H72ZM83 18V19H82ZM94 18H95V20L97 19V23H98V25L96 26V21L94 20ZM99 18V19H98ZM105 18H106V20H105ZM127 19V18H129V19H127V21L126 22H124V20L123 19ZM132 18V20H130ZM169 18V20H167ZM171 18V19H170ZM192 18V20H190ZM196 18V19H195ZM216 18H217V20H219V21H217L216 20ZM222 18V19H221ZM227 18H229V19H227ZM255 18V19H254ZM12 19V20H11ZM15 19V20H14ZM35 19V20H34ZM41 19H43L44 21L45 20H47V21H45V22H43V20H41ZM71 19V20H70ZM85 19V20H84ZM103 21H102V20ZM176 19V20H175ZM186 19H189L188 21L186 20ZM196 21H195V20ZM207 19H208V22H207ZM221 19V20H220ZM231 19V20H230ZM248 19H249V21H248ZM16 20H18V21H16ZM33 20H34V22H33ZM67 22H65V21ZM79 20V21H78ZM86 20H87V22H89L90 20H91V23L89 22V23H87L86 22ZM94 20V21H93ZM118 20V21H117ZM194 20V21H193ZM206 20V21H205ZM226 20V21H225ZM5 21H6V24H5ZM11 21H13L14 23H12ZM25 21H27V22H29V23H26ZM64 21V22H63ZM80 21H82V22H80ZM84 21V22H83ZM100 21V22H99ZM104 21H106L107 23H108V25H109V31L108 32H110L109 34H107V29H108V25H107V23L106 22H104ZM109 21V22H108ZM121 21V22H120ZM151 21H152V23H151ZM207 22L205 25H204V23L205 22ZM216 21V22H215ZM224 21V22H223ZM22 22H25L26 23V25L24 26L25 28H23V24H21ZM47 22V23H46ZM86 22V23H85ZM130 22H132V23H130ZM184 22V23H183ZM200 22H199V24H200ZM220 22H222V23H225V24H223L222 25V23H220ZM252 22V26L254 27V23ZM17 25H16V24ZM24 23V24H25ZM41 23V24H40ZM42 23H45V24H42ZM65 23V24H64ZM101 23L102 24H104L105 23V25H107L106 26V31H105V29H103V28H105V26L103 27H101L100 28V26H101ZM111 23V24H110ZM128 23H130V25L128 24ZM162 23V24H163ZM168 23V24H167ZM209 23V24H208ZM221 24V25H219V24ZM234 23V24H233ZM79 24V25H78ZM121 24V25H120ZM133 24V25H132ZM180 24V25H179ZM210 24H211V26H210ZM212 24H214V25H218V26H221L222 28L219 30V29H217L218 27H217V25L216 26H212ZM3 25V26H2ZM7 25V26H6ZM13 25V26H12ZM46 25H48V26H46ZM139 24H137L135 27H137V29H138V27H140V26H138ZM144 25H146V24H144ZM144 25H142V27L144 28H146V26H144ZM165 25V26H166ZM207 25V26H206ZM255 25V26H256ZM28 26V27H27ZM96 26V27H95ZM131 26V27H130ZM133 26V27H132ZM164 26V24L162 25V28H164L163 27ZM169 26V25H168ZM168 26H166L164 29V31L165 32H167V30H166V28H169ZM178 26V27H177ZM201 26V25H200ZM250 26V25H249ZM42 27V28H41ZM64 27V28H63ZM69 27H71V28H74L73 30H71ZM147 27H148V25H147ZM172 27V28H173ZM181 27H182V30H181ZM207 27V30L205 29ZM214 27V28H213ZM217 27V28H216ZM231 27V28H232ZM252 27V28H253ZM4 28H5V30H4ZM7 28V29H6ZM17 28V29H16ZM31 28V29H30ZM38 28V29H37ZM96 29V30H98L99 28L100 29H102V30H98V33L100 34V35H96V30H94V29ZM120 28V29H119ZM141 28V27H140ZM139 28V29H140ZM161 28V33H162V31H163V29ZM227 28H229V26L227 27ZM230 28V29H231ZM255 28L258 30V28L259 27H254V30H255ZM36 29V30H35ZM43 29V30H42ZM44 29H45V31H44ZM92 31H91V30ZM136 29V30H137ZM157 29H158V31H157ZM186 29V30H185ZM213 29H214V31L215 30H217L216 31V34H214V32H213ZM225 29V28H224ZM30 30V31H29ZM35 30V31H34ZM52 30V31H51ZM83 30V31H82ZM85 30H86V32H89V35L85 32ZM90 30V31H89ZM104 30V31H103ZM116 30H118V31H116ZM142 30H144L145 31V29H142L141 28V30L140 31H142ZM169 30V29H168ZM173 30V29H172ZM185 30V31H184ZM204 30H202L203 32H204ZM223 30V29H222ZM4 31V32H3ZM14 31V33H12ZM27 33H26V32ZM32 31L34 32V33H32ZM41 31L43 32H45L46 33V35H45V33H41ZM47 31H48V33H47ZM73 31V32H72ZM103 31V32H102ZM125 31V32H124ZM133 31H134V29H133ZM144 31H142V33L143 34H145L146 33V31H145V33H144ZM170 31V30H169ZM187 31V32H186ZM219 31V32H218ZM227 33L229 32V31H227V30H225ZM7 32H8V34H7ZM30 32V33H29ZM52 32V33H51ZM66 32V33H65ZM79 32V31H78ZM85 32V34H86V36H84V34L83 33ZM93 32V34L95 33V36L97 37V36H99V38H100V36H101V34H102V36H103V34H107V35H109V36H111V40H107L106 38H108L109 36H107L106 34L103 36V37H105L106 36V38H100V40L97 38V40H96V37H94V36H92L91 35V33ZM102 32V33H101ZM123 32V33H122ZM138 32V30L135 32V33H137ZM154 32H157V34H155ZM160 32V31H159ZM164 32V33H165ZM171 32V31H170ZM173 32V31H172ZM203 32H202V34H203ZM209 32V31H208ZM208 32H207V34H208ZM223 32V31H222ZM230 32H231V30H230ZM7 35H6V34ZM9 33H12V34H14V35H12V36H14L13 37V40L14 41H11V37H10V35H9ZM21 35H20V34ZM32 33V34H31ZM36 33V34H35ZM38 33V34H37ZM50 33H51V35H50ZM71 33L72 34H77L76 36H70L71 35ZM80 33V32H79ZM97 33V34H98ZM141 33V32H140ZM141 33V34H142ZM148 34H150L149 32H147ZM146 33V34H147ZM161 33H160V35H161ZM168 33V32H167ZM232 33V32H231ZM48 34H49V36H48ZM67 36H69L70 38H68L67 39V41H66V38H65V36L66 35ZM143 34L141 35V37L143 36ZM145 34V35H146ZM170 34L171 33H168L167 35H168V37H172V36H170ZM221 34H223V35H221ZM30 35V36H29ZM32 35H34V36H32ZM35 35H37V36H35ZM131 37H134L133 35L134 34H132L131 33ZM136 35V34H135ZM138 35H140V34H137V36ZM144 35V36H145ZM160 35H159V37H160ZM166 35V34H165ZM167 35H166V37H167ZM185 35V36H184ZM195 35V34H194ZM194 35H192V36H190V37H194ZM203 35H205V32H204V34ZM212 35H209V37H211ZM10 37V39H9V37ZM40 36H43V38L44 39H42V37H40ZM46 36H48V37H50L51 38V42L49 41H47L48 43H51V45L53 46V47H56L55 46V43H57V46H58V48L56 47V48H52V46H51V48H49V47H46L47 46V44L44 42V40L45 39H49L50 40V38H48V37H46ZM90 36H91V38H90ZM123 36H124V38H123ZM143 36V38H145L146 36H147V38H148V35H146L145 37ZM202 36V35H201ZM218 36V35H217ZM216 36V37H217ZM0 37V38H1ZM30 37V38H29ZM32 37H34V38H36L37 37V39H35L34 40V38H32ZM54 39H53V38ZM73 37V38H72ZM74 37L75 38H77V39H74ZM136 37V36H135ZM149 37V38H150ZM162 37H163V35H162ZM165 37V36H164ZM177 37H174V38H177ZM208 37V40H207V43H205V44H208V45H206V46H208L207 47V49L208 50H210V53L212 54L213 52H211V51H216V49H214V48H212L214 45H213V43L212 42H214L215 43V45H217L218 47H215V48H219V50H220V52H223V50H225V49H222V51H221V48H223L224 46V43L222 44L221 43V41H220V44H222V46L223 47H219V43L216 41L215 42V38H212L210 41H209V38ZM223 37V38H222ZM3 38H5V39H3ZM14 38H16V39H14ZM21 38H23V39H21ZM30 40H29V39ZM56 38H58V39H56ZM94 39V41H92L93 39ZM119 38V39H118ZM156 38H158V37H156ZM179 38V37H178ZM183 38V39H184ZM189 38V37H188ZM205 37L204 36H202V39H204ZM27 40V41H25V40ZM43 40V44H41L42 42H40V40ZM62 39V40H61ZM103 39H105V41L103 40ZM109 39V38H108ZM205 39H207V38H205ZM204 39V41L206 42V40ZM3 40V41H2ZM9 40H10V45L8 46L7 44H6V42L9 44ZM37 40V41H36ZM41 40V41H42ZM59 40V41H58ZM103 40V43L102 44H100L99 42H101ZM123 40V41H124ZM214 40V41H213ZM219 40V39H218ZM253 39H251V41H252ZM256 40V39H255ZM260 39L258 38V40L256 41L257 43H255L254 41V43L253 42H251L250 40H248V41H246V42H248V43H241L240 45H242L243 44V46L245 45V46H247L248 48H246L245 46V49H247L246 51L247 52H245V50H243L244 49V47H242L243 49H242V51H243V53L241 52V50L239 51V47H240V45H238V43H237V45L236 46H239V47H237V48H233L229 43H230V40L228 41L229 43H226L225 41V45L226 44H228L226 47H224V48H227V47H229V45L231 46V47H229V48H227L226 50H228V52H229V55H228V52H223L222 53V55H221V53L219 52L218 54L219 55H221L222 57H219V55L217 56L219 59H217L216 58V56H215V54H217V53H213L212 55H214L215 56V58L217 59V62L219 61V64H221V66H224L225 68H228V69H226V71L227 70H229V71H227L226 72V74L224 73L225 72V70H224V67H222V71H221V69L219 70V68L220 67H217V69H214V70H212V68H214V65H216L217 66V62L215 63V58H214V56L211 58V56H209V55H207L208 53H206V54H202L200 57L199 56H196V55H192L191 57H190V60H187V59H189V58H181V61H180V58L179 59H177L176 60V57L174 58L176 61H173V59L171 60V61H173V63L171 62V64H170V60H168V59H170V57L168 56V59L167 58H164L163 57V59H162V56H160V55H155V56H157L158 57V59H156L155 60V56L154 57H152V55H151V59H150V57H147L146 55L145 56H143V58H142V60L143 59H146V60H144V61H146L145 63H147L148 65V67L149 68H152L151 66H153V68L152 69H150V72L155 68V67H157V69H154V73H155V71H158L159 69L161 70V68H164L165 69V71L163 72V73H165L166 74V78L164 79V77H165V75H164V77H163V73H160L161 71H158L157 73H159V74H154V78H151V77H153V73L151 72V77H150V72L149 73H147V80L149 81V79L151 78L153 81V84H159V86L158 87H160V85H161V87H162V85H165V86H163V88H166L167 89V86L169 85V87H172V90H170L171 88H169V89H163V88H161V89H163L164 91H163V95H166L167 93H168V91L170 92V93H168L167 94V96H166V98H165V96H163L162 94H160V92H159V88L157 87V88H155V89H157V90H154V88H153V90H151V91H155V95H157L158 96V94L160 95V97H164L165 99H166V101H167V105L169 104V106L171 107H169L168 109H166L168 106L166 105V108H164V106H165V103L164 104H162L163 102H164V98L162 99V98H160V97H158L157 98V96H155L154 94H153V92L151 93V94H153V96L152 97H150V95H148L149 96V98H148V96H147V100L145 101V102H147L148 101V104H149V106H153V105H150V98L152 99V101L155 99V98H157V99H160V100H163V101H159L158 103H159V105L160 104H162L161 106H159L158 107V109H160L161 107H163V108H161L160 109V111H157V107H155V105H158V103L157 104H155L154 105V107H152V108H155V110L154 109H152L151 111H150V108H149V111H150V113L152 114L153 113V110L155 111V112H161V113H157L156 115H155V118H157L158 119V117H160L158 120H160V121H158V120H155L154 121V117L153 116H151V118L149 117V119L147 120V122L146 123H143L140 119H144V120H146V117H141V116H139L140 118L138 119L137 117H138V112L139 111H141L144 107H142V109L140 108V109H137V111H136V109L134 110L133 109V111H134V113H136V114H134L133 113V115L132 116H134L133 118H134V120H133V118L131 119V121H130V119H129V122H128V120L126 121L129 125H130V128H129V125L125 122V120L126 119H128L129 118V115H128V118H126L127 116L126 115H124V114H122V119H121V121L118 123V124H116V125H114V129H116L115 131V133L117 134V132H118V135L119 136H117L116 137V135H114L113 133H112V131H110L109 132V130H111L113 127H109V129L107 130H104L105 131V134H104V131L103 132H101L100 131V129L98 128H95V129H97V130H99L98 132L96 131L95 132V134H94V130L93 131H91V132H89L88 130H90V129H92V128H90V129H88V130H86L87 128H88V126L86 127V129H85V132H83L84 131V129L82 130L81 129V133L79 132L80 130H79V128H70V131H71V133H73L72 131L73 130H77L76 132H77V134L79 135H74V137H73V135H72V137H73V139H72V137L70 136V134H68L69 136H67L68 137V139H69V137H71L69 140L66 138V136H64L65 138H66V140H67V142H66V140L63 138V140H61V142H60V140L59 141H57V138H58V136H57V138L55 137V140H53L54 139V136H53V134H55V135H57V133L56 132H51V135H50V137L49 136H44L43 135V137H45L46 138V141H51V139L53 140V142H50L51 144L53 143V146H51V144L49 143H47L46 141H42V139H41V141L40 140H38V141H40L41 143L43 142L44 144H45V146H44V148H43V144H41V143H38L37 142V139L35 140H33V137H31L30 139L31 140H29V138L28 137H26V138H28V140L29 141H27V142H23V141H21L22 143H18V144H21V146L20 147H18L19 149L17 150V149H13L12 150V147H10V152H9V154H8V152L7 151H9L8 150V148H7V150H5L4 148H3V144L0 146V152L1 151H3L4 150V152L2 153H0V158H1V155H2V158L1 159H3V157H4V155H5V159L6 160H8V159H10L9 157L11 156L13 159H15L14 161V163H16V161H17V159L19 160V162L18 163H22L23 161H25L26 160V158L28 157V159H27V162L26 163H28V160L30 159V160H32V161H34V159H35V163L36 164H40V163H38V162H41V164H44V165H46V166H48L49 168L47 169L48 170V172H47V170H46V172L48 173V175L46 174V172H45V175H43V173H42V175H40L39 173H37V174H39V176H38V178H40V176H43V177H46V175L47 176H50V175H52V174H54V173H52V174H50L51 172H53V171H51L50 169L52 168V170H53V168H55V169H57V168H61V164H59V163H61L68 155H64V154H69V153H71V154H69V156L71 157H69L71 160L69 161V163L71 164V166L73 165V161H76V160H78L77 162H74V164H76L77 163V167L81 164L82 166H84L85 164L87 165L88 163H90L91 162V159L93 160V158L95 159V158H97V157H99L100 156V158L102 157V156H104L105 157V155L107 154L106 153V151L109 149V148H112V146H114V142L117 140V141H119V140H122V141H120V142H122V143H124V142H126L127 140V136L130 138V136H132V135H130L131 133H132V131H136V129L135 130H133L134 128H137V126L139 127V132H137L136 134L137 135H139V136H143V137H145V138H150V137H152L151 139H153V137L154 138H156L157 136H155V134H157V132H159V134L162 132V128L163 129H166L167 131L166 132H170L171 131V133H166L165 131V133L164 132H162L160 135H161V137H162V135H163V133H164V135H163V137H164V141H166L165 143H167L168 141H169V143L166 145H162V147H160L157 151H156V153H160V154H162V157L160 158V160L161 159H164V161H165V159L166 160H173L171 163L169 162V161H167V162H165V163H163L164 161L163 160H161V161H163L162 162V164L163 165H161V167L160 168H162L163 170L162 171H164V172H167V177H166V179L165 180H168L169 182L167 183V181H165L164 179H162V180H164V182H158L157 184H155V186H152L151 187V189H149V190H152V191H157V192H152L151 191V193L149 192V194H143V195H141V196H139V197H136L135 199H134V197L132 196H130V195H128L126 198H129V200L131 201L132 199L134 200H132L130 203H126V202H129V200H127V199H125V197H124V201H126L125 203H126V205L127 204H129L130 205V207H129V205H127L128 207H129V209H131L132 207H133V205H134V203L135 204H137V206H139V205H146L147 203H150V201H151V205H146V206H144V208H141L140 206V208H137V206L136 205H134V209L136 208V209H145V210H147L148 208H150L151 206V209L152 208H154L155 207V209H157L158 208V210L160 211V212H162L163 211V208L165 207L166 208V206H168L166 209L164 208V211H163V213H161L162 214V216H160L162 219H160L162 222H164V223H166V224H168V223H170V222H173V220H174V222H177V221H179V219H180V222H181V220H182V222H183V215L181 214L182 212V208H184V209H186L185 207H187V206H189V204H190V206H192V204L194 205V203L196 204V202H198V201H200V200H202L201 202H210V201H213L212 203H213V205L214 204H216L217 203V205H214L213 206V208L215 209H213L212 208V211L210 212V210H211V208H208V209H210V210H208L207 209V211H208V215H205L207 212H206V209H204V211H205V213L203 212V211H201V213H199L200 211H198V214H203L204 213V216H206V220H208V217H209V220L210 219H212V218H214L213 216H217V215H220L221 214V212H222V214L221 215H223V213H224V216H226V217H223L222 216V220H224V221H226L225 219H229L228 217H230L232 214H230V213H233L232 212V209L234 210V208H236L237 207V203H240V204H242V202H241V200L240 199H242V197L244 196V194H241L240 195V190L241 189H244V190H251L252 191V193H253V191H256L255 189L257 188H259L260 190H262L263 192L261 193L262 194V196H263V198H264V175H263V169L262 168H264V167H261L260 169H256V167H255V169H254V167H252L251 166V164L252 163H248L247 161H248V159L250 160V158H251V154H255L256 152H258L261 148V146L258 148V146L259 145H261V142H260V144H258L259 142H255V139H256V137H255V139L251 136V137H249V135H246V136H242V137H240L239 138V140L237 139L238 137H239V127H240V125H241V123H242V121L244 120V119H246L247 117L249 118V116L250 117H252V116H255V115H259V114H264V60H262V59H264V58H262V56H263V54L261 55V54H259V53H261L260 52V50L258 49V51H255V49L256 48H254L253 50H254V53H258V57H255V55L256 54H253L254 55V58H252L253 57V55L250 53V51L251 50H249V53L251 54L250 56L249 55H247V56H249L248 57V59H247V56L245 57L244 56V58L245 59H243V57H241V56H243L244 55V53H248V49H251V48H249L250 46L251 47H258V45H259V41ZM6 41V42H5ZM24 41H25V43H27V45H28V47H29V44H35L34 46L36 47L37 46V44H38V46H37V48L35 49V47H32V48H34V50L37 52L38 50V48H39V51H40V49H41V51L42 52H45V51H49V49H52V50H50V52H48L47 53V56L49 57L50 56V58H51V62L49 63V65H48V63L46 64V62H48V60H46L45 59V61L43 62L42 60H40L43 64L45 63V65L47 66H49V68H48V66L46 67L45 65H42V66H45V68L44 67H42L41 66V64H39L40 62H39V57H41L42 59H44L43 57H42V55H44V53L41 55V54H39V55H41V56H39L36 52V54H34V56H31V55H33V53H32V51L33 50H31L32 48H31V46H33V45H30V47L29 48H31L30 50L31 51H29L28 52V47H25L24 45H26L25 43H24ZM32 41V42H31ZM55 41H58V42H55ZM114 41H117V42H114ZM210 43H209V42ZM234 41H237V40H234ZM233 41V42H234ZM23 42V43H22ZM31 42V43H30ZM34 42V43H33ZM38 42V43H37ZM63 42V43H62ZM223 42V41H222ZM233 42H232V40H231V43H232V45H233ZM238 42V41H237ZM250 42V43H249ZM3 43V44H2ZM37 43V44H36ZM54 43V44H53ZM59 43V44H58ZM62 43V44H61ZM90 43V44H89ZM112 43V44H113ZM217 43V44H216ZM239 43H240V41H239ZM262 44L264 43V42H261ZM68 44V45H67ZM88 44V45H87ZM94 44V47L92 46V45ZM98 44H100V46L98 45ZM117 44H118V47H117ZM119 44H121L122 46L120 47V45ZM234 44H236V42L234 43ZM249 44V45H248ZM261 44V45H262ZM26 45V46H27ZM42 45H43V47H44V45H46L45 47L46 48H48V49H44L45 51H43V49H42ZM60 45V46H59ZM86 46V50H88V52L87 51H85V49H84V47L83 46ZM213 45V46H212ZM260 45V46H261ZM264 45V44H263ZM5 46H7V49H6V47ZM92 46V47H91ZM97 46H99V47H97ZM112 45H110V47H111ZM205 46V45H204ZM235 46V45H234ZM235 46V47H236ZM44 47V48H45ZM60 47H63L62 49L60 48ZM87 47H89V49H87ZM90 47H91V49H90ZM109 47V48H110ZM112 47V48H113ZM120 47V48H119ZM13 48V49H12ZM18 48V49H17ZM27 48V49H26ZM80 48V49H79ZM98 48H100L101 50H103L104 52H101V55H99L100 54V49H98ZM108 48V49H109ZM119 48V50H117ZM214 49V50H212V49ZM260 48V47H259ZM263 48V49H262ZM262 51L264 50V47L262 46ZM60 52H58L57 50ZM68 49H70V50H68ZM80 50L79 52H77V54H79V55H77V57L79 56V58H77L78 60H76V58H74V60H73V57H72V60H66V58H68L69 57V54L68 53H70V52H75L76 53V51L75 50ZM83 49H84V51H83ZM231 49L232 50H235V52L237 53L238 52V54H240V57L242 58H240V57H238L237 56V54H236V56L234 57L233 55L231 56L230 54H231ZM238 51H237V50ZM241 49V48H240ZM94 50H95V52H94ZM207 50V51H208ZM252 50V51H253ZM257 50V49H256ZM62 51V52H61ZM65 51H70V52H68L67 54H68V57H66L65 56V54H64V58H63V56H61L62 58H57L56 56H54V55H56V53L58 52L59 53V55L60 54H62L63 55V53L65 52ZM99 51V52H98ZM109 51H111V50H109ZM124 51H127V49L126 50H123L120 54H122L123 55V52ZM17 52V53H16ZM21 52V53H20ZM41 52V53H42ZM51 52H52V54H51ZM73 52V53H74ZM80 52H82V53H80ZM218 52V51H217ZM233 52V51H232ZM240 52V53H239ZM4 55V58L2 57V54ZM20 53V54H19ZM25 55H24V54ZM40 53V52H39ZM58 53H57V55H58ZM73 53H71L72 55H73ZM84 53V54H83ZM99 53V54H98ZM108 53V52H107ZM111 53V52H110ZM125 54H126V56H125V58L124 59H120V60H128L129 61V59H132L133 60V58H135V57H132V56H130V55H128V52H124ZM225 53H227V55L225 54ZM264 53V52H263ZM81 54H82V58L80 57L81 56ZM97 54H98V56H97ZM106 54V53H105ZM233 54H234V52H233ZM22 55V56H21ZM109 55V54H108ZM111 55V54H110ZM109 55V56H110ZM209 56L210 57V60L209 59H207V57H205V56ZM235 55V54H234ZM259 55H261V56H259ZM6 56V57H5ZM24 56V57H23ZM27 56H29V57H27ZM45 57H46V55H44ZM52 56H53V58H52ZM74 57L76 56V55H73ZM109 56H107V57H105L104 59H105V61H107L108 63H110L109 61H111L110 60V57ZM112 56V55H111ZM115 56V55H114ZM119 56V57H118ZM150 56V55H149ZM161 58H160V57ZM228 56H231V57H228ZM252 56V57H251ZM257 56V55H256ZM14 57H15V59H14ZM16 57H17V59H16ZM19 57V58H18ZM26 57V58H25ZM34 57H36V58H34ZM38 57V58H37ZM95 57H96V59H95ZM166 57V56H165ZM180 57V56H179ZM192 57H193V59H192ZM194 57H199V58H202V57H204L203 59H201L202 61H198V59L196 58H194ZM225 57V58H224ZM251 57V58H250ZM264 57V56H263ZM23 58V59H22ZM28 58H30V59H28ZM47 58V57H46ZM57 58V59H56ZM116 58V59H117ZM154 58V59H153ZM223 58V63H221V59ZM240 58V59H239ZM262 58V59H261ZM38 60V62L37 61H35V60ZM71 59V58H70ZM82 61H81V60ZM87 59V60H86ZM101 59H103L102 57H101ZM108 59H109V61H108ZM113 59H114V57H113ZM136 59V58H135ZM141 59V58H140ZM167 59V61L169 62V64H166L167 66L169 65V66H174V64H176V63H178V66H177V64L175 65V67H170V70H169V68H167L165 65H164V67L162 66L163 64L161 63V61L162 62H164L165 60ZM194 59H195V61H194ZM214 59V60H213ZM247 59V60H246ZM8 62H7V61ZM21 60V61H20ZM29 60V61H28ZM61 60H63V61H61ZM131 60V61H132ZM137 60H138V57H137ZM213 60V61H212ZM224 60H226V61H224ZM17 61V62H16ZM34 61V62H33ZM57 61H59V63L57 62ZM62 63H61V62ZM64 61H69L68 63L66 62V64L65 63H63ZM80 61V62H79ZM92 61V62H91ZM102 61H104V60H102ZM104 61V62H105ZM130 61V62H131ZM134 61H136V60H134ZM153 61H155V62H153ZM167 61H165L166 63H167ZM203 61H205L204 63H202L201 65L202 66H204L205 67V69L206 68H208L207 70L208 71H206L205 69H203L204 67H201V66H199V67H197L201 62H203ZM212 64H214L213 65V67L211 68L210 66H211V63ZM29 62V63H28ZM99 63V65L97 66V64ZM106 62V63H107ZM153 62V63H152ZM176 62V63H175ZM8 63V64H7ZM17 63V64H16ZM28 63V64H27ZM107 63V64H108ZM139 63L140 64H142V65H144L143 63L144 62H140V60H139ZM138 63V64H139ZM154 63H156V64H154ZM194 63L197 65H194ZM3 64H5L6 66H4ZM24 64V65H23ZM54 64V65H53ZM60 64H62L61 66H60ZM105 64V63H104ZM124 64V63H123ZM153 64V65H152ZM162 64V65H161ZM205 64V65H204ZM218 64V65H219ZM5 68H7V69H5ZM22 66H24V67H22ZM42 68H41V67ZM66 66V67H65ZM70 65H68V68L70 69H73L72 67H71ZM141 66V65H140ZM145 66H146V64H145ZM160 66H161V68H160ZM185 66V67H184ZM216 66H215V68H216ZM61 67V68H60ZM63 67H65L64 69H63ZM76 67V68H75ZM96 67L98 68V69H96ZM102 67V68H103ZM123 67H125V64H124V66ZM148 67H146L147 68V70L149 69ZM182 67H184V68H186V70L187 71H185V69H183ZM209 67H210V70H212V72L214 71L215 73H212V72H209L210 70H209ZM41 68V69H40ZM87 68H85V69H87ZM159 68V69H158ZM171 68H172V70L174 69H176V70H180L179 72L178 71H172L171 70ZM194 68H196V69H198L199 71H202V73H200L199 74V76L200 75H202L203 73H205V76L203 77V76H200L201 77V82H199L200 81V78H199V81H197L198 79H195V77L197 78V74H198V70H196L195 69V71L196 72H194ZM62 69V70H61ZM80 69H78V70H80ZM85 69H84V72H85ZM87 69V70H88ZM167 69H168V71H170L169 73L170 74H172L171 76H168V75H170V74H168L167 73ZM204 70V72H203V70ZM52 70V71H51ZM58 70V71H57ZM218 70H219V72H223L224 73V76H223V73H222V76L220 75V73L218 72ZM56 71H57V74H54V73H56ZM67 71H69L68 69L66 70V73H67ZM72 72H75L74 70H71ZM97 71V72H96ZM172 71V72H171ZM49 72H54L53 73V75H52V73H49ZM76 72H79V71H77V69H76ZM75 72V73H76ZM90 72V73H91ZM148 72V71H147ZM176 72H178L177 74H176ZM186 72H187V74H186ZM219 73V75H214V74H218ZM38 73V75H41V76H39V78L41 79L42 78V80H37V79H34L35 77H33V76H36V74ZM65 73V74H66ZM80 73H82L81 71H80ZM179 73H183V74H181L182 76H187L186 78H182L181 77V75L179 74ZM35 74V75H34ZM65 74H63V75H65ZM67 74H69V72L67 73ZM70 74H72V73H70ZM92 74V73H91ZM168 74V75H167ZM175 74V75H174ZM186 74V75H185ZM192 74H194V76H192ZM196 74V75H195ZM213 74V75H212ZM48 75H50L51 76V78H45V77H50V76H48ZM56 75V76H55ZM61 75V74H60ZM146 75V74H145ZM159 75V76H158ZM204 75V74H203ZM148 76H149V78H148ZM155 76H157L158 78L157 79H155ZM177 78V80H176V78ZM213 76H216V77H218V79L216 78V77H213ZM38 77V76H37ZM58 77V76H57ZM213 77V78H212ZM43 78H45V79H43ZM53 78V79H52ZM163 78V81H159V80H161ZM170 78H172V79H170ZM191 78V79H190ZM192 78L193 79H195L196 81H194V82H192L193 80H192ZM202 78H203V80L205 81L204 83H203V80H202ZM216 78V79H215ZM146 79V78H145ZM151 79H150V81H151ZM155 79V80H154ZM173 79H175V80H173ZM207 79V80H206ZM255 79V80H254ZM46 80V81H45ZM158 80V81H157ZM164 80H165V82H164ZM172 80V81H171ZM190 80H192V81H190ZM214 80H215V82L217 81V83L216 84H214L215 82H214ZM259 80V81H258ZM155 81H157V82H155ZM168 81L170 82L169 84H168ZM178 81V82H177ZM192 82V85H190L191 83H189V82ZM188 82V83H187ZM163 83V84H162ZM166 83L168 84L167 86H166ZM172 83H174V84H172ZM180 83H184V84H180ZM208 84V86L210 85V86H212L213 84H214V86L216 85L217 87H215L214 88V86H213V88H212V90H211V87L209 88L208 86H207V84ZM221 83V84H220ZM152 84V83H151ZM173 86H172V85ZM193 84L195 85V86H193ZM31 85H34V86H31ZM47 85V84H46ZM157 85H154V86H157ZM179 85V86H178ZM219 85V86H218ZM18 86L19 87H21L20 89H21V92H20V95H19V97L20 98H18V92H19V88H18ZM24 88H23V87ZM31 86V87H30ZM37 86V87H36ZM42 86V85H41ZM43 86H44V84H43ZM153 86V85H152ZM175 86V88L173 89V87ZM180 86H181V88H182V86H184L182 89L180 88ZM190 86V87H189ZM192 86V87H191ZM205 86H207V88H209V89H207L206 88V92H205ZM11 88H15L14 90L12 89L11 91L9 90V89H11ZM23 88V89H22ZM26 88H25V90H26ZM19 89V90H18ZM29 89H27V90H29ZM152 89V88H151ZM178 89V90H177ZM215 89V90H214ZM10 92H9V91ZM26 90V91H27ZM32 90V89H31ZM33 90L31 91L32 92V95H31V93H30V95L32 96V97H34L33 95H35L34 93H33ZM52 91V93H51V91ZM175 92H174V91ZM177 90V91H176ZM14 91V92H13ZM30 91V90H29ZM166 91H167V93H166ZM11 92H12V94H11ZM28 92V91H27ZM36 93H37V91H35ZM178 92V93H177ZM207 92H209V93H207ZM18 93V94H17ZM166 93V94H165ZM176 95L175 97L176 98H174V96L172 95ZM183 93V94H182ZM17 94V95H16ZM46 94H47V96H46ZM49 94V95H48ZM52 94V95H51ZM62 93H57V95H54L53 96V98L55 97V99H56V96H57V99L56 100H59V98H61V96L63 95H61ZM184 94H186V95H184ZM205 94V95H204ZM13 95V96H12ZM61 95V96H60ZM172 95V97H173V99H174V103L172 102V100L173 99H171L170 98V96ZM12 96V97H11ZM29 96V95H28ZM27 96V97H28ZM58 96H60L59 98H58ZM169 96V98L170 99H168L167 97ZM178 96V97H177ZM8 97V98H7ZM11 97V98H10ZM31 97V98H32ZM36 97L38 98V96H35L34 98L36 99ZM50 97V98H49ZM3 98V99H2ZM5 98V99H4ZM30 98V97H29ZM34 98H32V102L33 101H35V100H33ZM154 98V99H153ZM179 98V99H178ZM10 99H11V101H10ZM13 99H14V101H13ZM39 98H38V100H40ZM208 99V100H207ZM26 100H27V98H26ZM37 99H36V102L38 101ZM53 100V101H52ZM56 100H55V102H56ZM168 100H171V101H168ZM186 100V101H185ZM18 101H21V102H17ZM155 101H157V100H155ZM176 101V102H175ZM179 101V102H178ZM210 101H212L211 103H210ZM5 102V101H4ZM9 102V103H8ZM24 102H25V100H24ZM31 102V101H30ZM40 102V101H39ZM41 102V103H42ZM154 102V101H153ZM162 102V103H161ZM172 104V106H171V104ZM239 102V103H238ZM47 103V104H48ZM51 103L49 104L50 106L49 107H47L49 110L52 108L51 107ZM181 103V104H180ZM184 103V104H183ZM209 103H210V105H209ZM234 103V104H233ZM258 103V104H257ZM33 104V103H32ZM34 104H36L35 102H34ZM46 104V103H45ZM46 104V105H47ZM146 104V103H145ZM145 104H143V106H146ZM147 104V105H148ZM151 104H153V103H151ZM173 104H174V106H173ZM211 104H214L213 105V107H212V105ZM237 104V105H236ZM257 104V105H256ZM20 107H19V106ZM23 105H25L26 107L24 108V106ZM178 105V106H177ZM184 105V106H183ZM204 105V106H203ZM209 105V106H208ZM218 105V106H217ZM231 105V106H230ZM242 105V106H241ZM255 105V106H254ZM48 106V105H47ZM142 106V105H141ZM177 106V107H176ZM221 106V107H220ZM223 106V107H222ZM226 106V107H225ZM244 106V107H243ZM248 106V107H247ZM254 106V107H253ZM21 107H23V108H21ZM175 109H174V108ZM251 109H250V108ZM255 107H257V108H255ZM19 108H21V109H19ZM211 108V109H210ZM223 108V109H222ZM224 108H226V109H224ZM242 108V109H241ZM244 108L246 109V108H248L247 110H244ZM23 109V110H22ZM145 109V108H144ZM144 109H143V112H144ZM174 109V110H173ZM219 109H221V110H219ZM241 109V110H240ZM257 109V110H256ZM260 109V110H259ZM52 110V109H51ZM51 110L50 111H47L48 113H50L51 112ZM204 110H205V112H204ZM207 110V111H206ZM218 110V111H217ZM228 110H230V111H228ZM132 111V112H133ZM147 111V110H146ZM223 113H222V112ZM6 112V113H5ZM142 112V113H143ZM154 112V113H155ZM174 114H173V113ZM202 112H203V114H202ZM216 112H218V113H216ZM220 112V113H219ZM226 112V115L227 114H229L230 112V118L227 116L226 117V115H221V114H224ZM233 112V113H232ZM252 112H254V113H252ZM263 112V113H262ZM15 115H14V114ZM24 114H26L25 112H23ZM46 113V112H45ZM47 113V114H48ZM128 113H130V112H128ZM142 113H139V114H141L142 115ZM145 113V112H144ZM143 113V115H146V114H144ZM149 113V112H148ZM147 113V114H148ZM167 113V114H166ZM209 113V114H208ZM23 114V115H24ZM132 114V113H131ZM164 114H166V116L164 115ZM170 114V115H169ZM192 114V116H190ZM200 114H201V116H200ZM216 114V115H215ZM231 114H232V116H231ZM240 116H238V115ZM254 114V115H253ZM13 115V116H12ZM20 115V116H19ZM124 115V116H123ZM159 115V116H158ZM205 115H207V116H210L208 119H206V117L207 116H205ZM237 115V116H236ZM131 116V117H132ZM137 116V117H136ZM147 116V115H146ZM164 116V117H163ZM170 116V117H169ZM176 116V117H175ZM197 116H198V118H197ZM200 116V117H199ZM203 116V118L205 117V122H204V119L203 118H201ZM219 116H222L223 118L221 119V117H219ZM233 116H234V118H235V120H236V122H234L235 120H234V118H233ZM236 116V117H235ZM7 117V118H6ZM19 117V118H18ZM124 117L126 118V119H124ZM147 117V118H148ZM166 117L170 120H168V119H166ZM175 117V118H174ZM217 119H216V118ZM219 117V118H218ZM243 117V118H242ZM246 117V118H245ZM174 118V119H173ZM210 118H213V119H210ZM240 118V119H239ZM7 119V120H6ZM138 120V121H136V120ZM151 119H153V120H151ZM166 119V120H165ZM173 119V120H172ZM189 121H187V120ZM201 119H202V121H201ZM221 119V120H220ZM12 120L14 121V122H12ZM15 120H17L16 122H15ZM132 120L133 121H135V122H133V123H131L132 122ZM216 120V121H215ZM218 120V121H217ZM222 120H224V121H226V122H224V121H222ZM97 121V120H96ZM96 121H94V122H96ZM140 121V122H139ZM151 121V122H150ZM193 121H194V123L195 124H193ZM241 121V122H240ZM3 122V121H2ZM97 122H99V121H97ZM123 122H125L124 124H126L127 125V129H126V127L124 126V124H123ZM137 122H139L138 124H136ZM145 122V121H144ZM149 122V123H148ZM163 124H161V123ZM221 122V123H220ZM222 122H224V123H222ZM239 122V123H238ZM11 123H7L8 125H12ZM143 123V124H142ZM154 123V124H153ZM166 123V124H165ZM189 123V124H188ZM210 123V130L211 131H215V133L217 134L216 136H215V133H213V132H211L210 130H209V135H208V137L209 136H211L210 134H212V136H213V138L212 137H206V136H204L203 135V137L205 138H202V133H199V132H202L201 131V127L202 126H204V125H206V124H209ZM235 123H236V125H235ZM1 124H3V123H1ZM6 123H4L3 125H1L0 126V128H3L2 126H5V125H7ZM92 123H89V125H91ZM98 124V123H97ZM96 123H94V126L95 127H98L99 125H101L100 123H99V125L98 126H96L97 125ZM136 124V125H135ZM160 124V125H159ZM233 124V125H232ZM86 125H87V123H86ZM86 125H84V126H86ZM165 125V126H164ZM182 125V126H181ZM189 125H191V126H189ZM195 125V126H194ZM221 125H223V126H221ZM238 125H239V127H238ZM135 126V127H134ZM148 126V127H147ZM164 126V127H163ZM188 126V127H187ZM200 126V127H199ZM225 126V128L227 129V127H230L229 129H230V131L227 129V131H226V129L224 130L223 129V127ZM6 127V126H5ZM92 127H93V124H92ZM99 127H101V126H99ZM132 127V128H131ZM159 127H161V129L159 128ZM179 127H181V128H179ZM190 127H192V128H190ZM200 129H199V128ZM207 127V126H206ZM237 127V128H236ZM103 126L101 127V130H103ZM106 128V127H105ZM104 128V129H105ZM146 128H148L147 130H146ZM184 128V129H183ZM234 128V130H232V129ZM236 128V129H235ZM130 129H132V130H130ZM138 129V128H137ZM143 131H142V130ZM144 129H145V131H146V133H145V131H144ZM154 129V132H152V130ZM155 129H157V131H155ZM180 129L182 130L181 132H180V134L182 135V134H184V135H182L183 137L182 138H184V137H189V134H190V136L192 137L193 135H195L196 134V136H197V139L198 138H202V139H204V141H205V143H206V141L207 140H209V141H207V143H206V145H204V146H199L198 147V145H197V143H196V140L195 139H193V138H196V136H193L192 137V139H193V143H195V147L197 148H195L194 149V147H192V144H189V145H191V147H192V150H194V152H196V150H197V152H199L200 150V152H201V154H203L204 156L206 155L207 156V158L209 159H206V160H204V158H206V157H202L201 155H200V152L199 153H194L193 154V151L191 150V151H187V154L190 152L191 153V155H190V153H189V157L187 156V157H183V156H186L187 154H186V152H185V154L183 155V156H181V152L183 151H181L180 149L182 148L183 149V147H184V149L186 150V148H188L189 147V145H188V147L186 146V144L185 145H183V147H176L175 145V150H172L173 148V144H171V138L174 140V141H177L176 140V138L178 137V135H180V134H176L177 133V131L179 132L180 131ZM195 130V132H194V130ZM216 129V130H215ZM113 130V129H112ZM125 130H126V133L127 134H125ZM140 130H141V134H140ZM160 130V131H159ZM168 130H170V131H168ZM192 130V131H191ZM200 130V131H199ZM88 131V132H87ZM128 131V132H127ZM173 131H175V132H173ZM86 132H87V134H86ZM101 132V133H100ZM173 132V133H172ZM208 132V131H207ZM89 133V134H88ZM112 133V134H111ZM186 133V134H185ZM192 133H195V134H192ZM220 133H221V135H220ZM231 134V136L232 137H234V138H232L231 136H230V134ZM75 134V133H74ZM85 134H86V136L87 137H89V139L91 138V143H89V139L88 138H86V136H85ZM96 134H98V136L96 135ZM107 134V135H106ZM133 135H135V132L134 133H132ZM158 134V136H160ZM166 134H167V137H165L166 136ZM170 134H172L171 136H169ZM177 136H176V135ZM187 134H188V136H187ZM214 134V135H213ZM219 134V135H218ZM234 134V135H233ZM235 134H238V135H235ZM47 135V134H46ZM91 135V136H90ZM94 135V136H93ZM102 135V136H101ZM106 135V137L109 139V140H107V138H106V140H105V138H103V136H105ZM112 135V136H111ZM127 135V136H126ZM154 135V136H153ZM175 135V136H174ZM201 137H200V136ZM207 135V134H206ZM226 135H227V137H226ZM22 136V135H21ZM96 136V137H95ZM102 137V138H100L99 139V137ZM114 136H115V138H114ZM121 136V137H120ZM223 136H225V137H223ZM24 137V136H23ZM23 137H22V139L21 138H17V139H15V140H19L20 141V139L21 140H23ZM63 137V136H62ZM95 137V138H94ZM121 139H120V138ZM169 137V138H168ZM174 137H176V138H174ZM180 137V136H179ZM178 137V138H179ZM217 137H219V138H217ZM222 137V138H221ZM229 137V138H228ZM249 137V138H248ZM25 137H24V139H26ZM41 138H42V136H41ZM49 140H48V139ZM59 138H61V137H59ZM86 138V139H85ZM111 138H113V140H115L113 143H112V141H111ZM131 138H133V136L131 137ZM169 140H168V139ZM207 138V139H206ZM211 138V139H210ZM214 138H217L216 140H214ZM225 138V139H224ZM250 138H252V139H254V142H253V140L252 139H250ZM39 139V138H38ZM85 141H84V140ZM94 139H96V141L94 140V142H93V140ZM102 139H103V141H111V143H109L108 145H109V147H108V145H107V143H103L102 142ZM135 139V138H134ZM166 139V140H165ZM180 139H181V137H180ZM189 139V138H188ZM212 139L214 140V141H212ZM220 139V140H219ZM237 139V140H236ZM248 139H250V140H248ZM34 141V143L32 144V142L31 141ZM43 140H45V139H43ZM99 142H98V141ZM129 140V139H128ZM179 140V139H178ZM185 140H187V138L185 139ZM189 140H191V138L189 139ZM219 140V141H218ZM236 140V141H235ZM56 141H57V143H56ZM88 141V142H87ZM211 141H212V143L213 142H215L214 144H216L218 147H219V145H220V143H223V145L221 144V146L218 148L216 145V148H215V146H214V144H212L211 143ZM228 141H230L229 143H227ZM235 141V142H234ZM258 141V140H257ZM29 142V143H28ZM31 142V143H30ZM35 142H37V143H35ZM58 142H60L61 143V145L58 143ZM191 142V141H190ZM217 142V143H216ZM218 142H219V145H218ZM225 142V143H224ZM232 142H234V144L237 142V145L235 144V147L236 146H238L239 145V147L238 148H241L242 147V150H244V149H247L246 151H247V153L248 154H250L249 156H248V159H246L245 157H244V155H245V153L244 152H242L240 155H239V157H233L234 155L232 154V153H235V152H237V151H239V149L236 147H233V149L231 150V148H229L231 151H228V150H226L228 147L226 146L227 144L230 146V145H232V146H234L233 145V143ZM248 142V143H247ZM66 145H65V144ZM87 143H89V144H87ZM98 143V144H97ZM102 143V144H101ZM118 143V142H117ZM172 143H174L173 141H172ZM231 143V144H230ZM246 143L247 144H249V143H254V144H257L256 146H257V148H256V146H255V148H256V150L254 149L253 150V148H251V151H250V148L249 147H245L244 146V144L246 145ZM12 144V143H11ZM11 144L9 145V143H8V145H7V147L8 146H11ZM17 143L15 144V145H18ZM24 146H23V145ZM25 144H27V145H29V146H26ZM41 144V145H40ZM47 144V145H46ZM69 144V145H68ZM93 144H97L98 145V147H97V145L95 146H93ZM101 145V147H100V145ZM110 144H113L112 146L110 145ZM170 144V145H169ZM176 144V143H175ZM210 144L212 145V146H214L213 148H212V146H210ZM15 145H14V147H15ZM34 145H36V146H34ZM37 145H38V147L39 148H41V150H39V148H37ZM57 145V146H56ZM60 145V146H59ZM72 145V146H71ZM81 145L84 147H82V149H81ZM88 145V147L90 148V150H89V148L88 147H86ZM104 145L105 146H107L106 148H108V149H106L105 147H104ZM168 145H169V147L170 148H172V149H170V148H168V151H167V149H166V147H168ZM241 145V146H240ZM6 146V145H5ZM23 146V147H22ZM41 146V147H40ZM51 146V147H50ZM63 146V148L61 149V147ZM67 147V148H65V147ZM79 146H80V148H79ZM92 146H93V148H92ZM166 146V147H165ZM193 146H194V144H193ZM225 146H226V149H225ZM232 146H230V147H232ZM17 147V146H16ZM22 147V148H21ZM25 147V148H24ZM31 147H35V149L37 148L38 149V151H37V149L36 150H34V148H32V149H30ZM49 147V148H48ZM53 147V148H52ZM60 147V148H59ZM70 147H72L71 148V150L69 149ZM76 149H75V148ZM86 147V148H85ZM98 149V151L99 152H101V151H103L104 153H99L98 151H95L96 149ZM99 147H100V150H99ZM102 147L104 148L103 150H102ZM186 147V148H185ZM191 147H189V150H190V148ZM202 147H204L203 149H201ZM209 147V148H208ZM223 148L224 147V149L223 150H220V148ZM245 147V148H244ZM24 148V149H23ZM43 148V149H42ZM56 148V149H55ZM92 148V149H91ZM199 148H200V150H199ZM221 148V149H222ZM244 148V149H243ZM3 149V150H2ZM24 151H23V150ZM29 149V150H28ZM53 149H55L56 151H58V152H55V150H54V152H52L53 151ZM58 149H60L62 152H60V155L58 154L59 153V151L60 150H58ZM65 149V150H64ZM106 149V151H104ZM169 149L171 150V151H169ZM205 149V150H204ZM217 149H219V150H217ZM258 149V150H257ZM12 150V151H11ZM17 152H16V151ZM21 150V151H20ZM29 151V154H30V152L32 153V154H30V156H29V154L28 153H26V151ZM34 150V152H32ZM47 150V151H46ZM50 150V151H49ZM73 150H74V152H73ZM76 150V151H75ZM79 150V151H78ZM84 150V151H83ZM184 150V151H185ZM188 150V149H187ZM214 150H215V152H214ZM241 150V149H240ZM254 152H253V151ZM27 151V152H28ZM66 151V152H65ZM71 151V152H70ZM81 151V152H80ZM89 151V152H88ZM91 151V152H90ZM109 151V150H108ZM178 151H180L179 153L180 154H177V152ZM217 151V152H216ZM219 151L220 152H225L224 154H226V152H228L229 154H226V156H229L230 157V159L233 157L234 158V161H236L235 163H233V165L234 166H232L231 168H223L222 167V165H219L220 166V168L218 169H215V175H218L220 178H221V180H220V183L221 184H219V185H217L216 186V188H218V186H222V184L223 185H225L224 187H227L226 188V192H227V194L225 195V197L223 198H214V200L216 201H214L213 200V197L212 196H210V195H207V197L208 198H206V196H204V195H201V196H199L201 193V191H200V189H203V190H205V189H207V188H209L210 186H206V184H204V183H201V185L203 186V185H205V187L203 186H199L200 188H196V189H198V190H196L195 189V187L197 186H195V184H194V181L195 180H198L199 178L201 179L203 176H205V175H203V173L205 174V172H204V168L207 166V165H205V163H204V161H210V160H213V158L212 157H216V158H218V157H220L219 159H222V160H220V161H223V158H221L222 157V155H220L221 153H219ZM20 152H24V153H20ZM40 152V153H39ZM47 152H48V155H47ZM49 152H51V154H49ZM65 152V153H64ZM76 152H77V154H76ZM80 152V153H79ZM94 152H98L99 154H101V155H99V154H97V153H94ZM206 152H207V154H206ZM216 153V154H218V157H217V155H211L210 153ZM249 152H251V153H249ZM10 153H14V154H10ZM15 153H16V155H15ZM20 153V154H19ZM45 155H44V154ZM57 153V154H56ZM79 153V154H78ZM83 153V154H82ZM85 153V154H84ZM93 153L95 154V155H97V157L95 156L94 157V155H93ZM6 154H7V156H6ZM33 154H34V156H33ZM35 154H36V156H35ZM63 156H62V155ZM78 155V156H80V157H77L76 155ZM87 154H88V156H87ZM93 155V158H92V155ZM105 154V155H104ZM178 155V157L176 158L175 156H177ZM200 155L201 156V158H203V160H202V164H200V165H202V167H203V165H205V167H201V170L202 171H200V169H199V171L197 170L198 169V166H199V162L201 161L200 160V156H198L197 157V155ZM210 154V156H208ZM243 154V155H242ZM247 154V155H248ZM253 154V155H254ZM25 155H27L26 156V158H25ZM42 157V158H39L40 156ZM44 156V158H43V156ZM49 157H47V156ZM53 155H55V156H57V157H55V158H57L56 159V162L54 161V163H56V164H58V167L56 168V167H51V165H52V163H53V160L54 159H52L51 160V158H54L53 157ZM73 155V156H72ZM99 155V156H98ZM180 155V156H179ZM196 155V156H195ZM247 155H245V156H247ZM252 155V156H253ZM18 156H19V158H18ZM22 156V157H21ZM59 156H60V158H59ZM64 156H65V158H64ZM225 155H223V157H226ZM7 157V158H6ZM20 157H21V160H22V162H20L21 160H20ZM30 157V158H29ZM45 157H47V163H44L45 161L44 160H46V158ZM73 157H77L76 159L75 158H73ZM90 157H91V159H90ZM126 157V156H125ZM128 157H130V156H127L126 158H125V161L126 160H129V158ZM188 158V159H190V161H188V163L189 164H191V167H190V165L188 166L187 164H185V163H183L182 162V159L183 158ZM197 157V158H196ZM210 157H211V159H210ZM228 157V158H229ZM11 158V159H12ZM36 158H38V160L40 159H42L41 161L39 160H37ZM61 159L60 160V162L58 161L59 159ZM175 158V159H174ZM198 160H200L199 162L196 160V159ZM239 158V159H238ZM243 158V159H242ZM5 159H3L2 161L0 160V164L2 165L3 164V162L5 161ZM23 159H25V160H23ZM51 160V163L49 162L50 160ZM75 159V160H74ZM84 159H86V161H87V159L90 161H88V162H86L85 163V161H83ZM98 159V158H97ZM219 159L217 160V162H219ZM225 159V158H224ZM226 159H227V157H226ZM240 159H242V160H240ZM246 159V160H245ZM66 160H68V157H67V159ZM73 160V161H72ZM83 162V163H85V164H83V163H81V161ZM131 160V159H130ZM129 160V161H130ZM243 160H244V162H243ZM10 161V160H9ZM36 161H38V162H36ZM79 161H80V164H79ZM129 161H127V162H129ZM131 161H133V160H131ZM130 161V162H131ZM214 161H215V159H214ZM241 161V163L243 164H240V163H238V162H240ZM2 162V163H1ZM10 162H13V161H10ZM68 162V161H67ZM129 162V163H130ZM180 162H182V163H180ZM5 163H6V165H5ZM2 166H3V168H4V166H5V170H6V172H5V170H4V172L5 173H7V174H5V177H6V175H11L12 177L11 178H15V179H17L18 177H20L21 178V176L20 175H18V174H16L15 175V171L19 168L18 167V165H20V164H18V163H16L15 165H16V170H11V171H7V168L8 169H11V168H15V166H14V163L12 164V166L13 167H10V165H11V163L10 164H8L7 165V163H8V161H6ZM25 163V162H24ZM30 163V162H29ZM48 163H50V164H48ZM137 163H139V162H136V164ZM153 163V162H152ZM169 163V164H168ZM173 163V164H172ZM177 163V164H176ZM220 163H222V162H220ZM30 164H32V163H30ZM56 164H54L55 166H56ZM131 164V163H130ZM132 165L131 164V166H133V167H131L132 168V170H138L139 168L138 167H140L139 165L137 166V165ZM139 164H141V163H139ZM143 164V163H142ZM166 164V165H165ZM167 164H168V166H167ZM193 164V165H192ZM247 164V165H246ZM248 164H250V165H248ZM0 165V166H1ZM22 165L24 166V164L22 163ZM60 165V166H59ZM173 165V166H172ZM174 165H176V166H174ZM196 165V166H195ZM198 165V166H197ZM7 166V167H6ZM81 166V167H82ZM143 167H144V165H142ZM167 166V167H166ZM182 166V167H181ZM51 167V168H50ZM73 167H76V165L75 166H73ZM80 167V166H79ZM119 167V166H118ZM134 167H136V168H134ZM168 167H170V168H168ZM177 167V168H176ZM178 167H180V168H178ZM195 167H197V168H195ZM209 167V166H208ZM234 167V168H233ZM252 167V168H251ZM1 168V167H0ZM59 168V169H60ZM121 168H122V166H121ZM121 168H120V170H121ZM138 168V169H137ZM166 168H168V169H166ZM173 168V169H172ZM190 168H192V169H190ZM200 168V167H199ZM236 168V169H235ZM55 169H54V171H55ZM123 169V168H122ZM140 169H141V167H140ZM188 169V170H187ZM190 169V170H189ZM205 169H212V168H205ZM221 169H223L224 171L222 172L221 171ZM245 169V170H244ZM19 171H21L22 170V166L18 169ZM49 170L51 171V172H49ZM114 170V169H113ZM117 170V168L114 170V173H115V171ZM116 171V174H113L114 176H115V179H117L116 178V176H118V174H119V176H120V174H122V171ZM125 168L123 169V173L125 172ZM169 170V171H168ZM192 170V171H191ZM220 170V171H219ZM240 170H241V173H240ZM257 170V171H256ZM173 171V172H172ZM175 171H176V173H175ZM186 171V172H185ZM199 173H198V172ZM254 171H256V174H253V173H255ZM260 171L262 172V178H260L261 177V173H260ZM3 172V173H4ZM10 172H14L13 174L12 173H10ZM17 172V171H16ZM112 172V171H111ZM173 173L174 174V176H173V174H171V173ZM221 172V173H220ZM18 173V172H17ZM67 173V172H66ZM66 173L64 174V177L62 176V178L63 179H61V177H60V182H61V185H62V183H63V181L65 182L67 179H68V175H70V173H67V176H66ZM113 173V172H112ZM118 173V174H117ZM196 173H198V174H196ZM229 173H230V176H229ZM252 173V174H251ZM50 174V175H49ZM125 174V173H124ZM123 174V175H124ZM185 174L186 175H188L187 177L185 176ZM209 174H211L210 172H206V175H209ZM227 174V175H226ZM247 174H249V175H247ZM259 174V175H258ZM76 175H79V174H76ZM97 175V174H96ZM101 175V174H100ZM105 175H107L108 177H110L109 175H111V177L110 178H108V177H106ZM103 174L102 173V177L104 176V179H105V182H103V184H105V183H108V182H110V181H113V180H111V178H112V174ZM123 175H121V176H123ZM168 175H170V177L168 176ZM198 176V178H197V176ZM225 175V176H224ZM233 175V176H232ZM253 175V176H252ZM257 175V176H256ZM0 176L2 177V176H4V174L3 175H1L0 174ZM14 176V177H13ZM37 176V175H36ZM53 176V175H52ZM54 176H56L55 174H54ZM54 176L53 177H51L52 178V180L54 179H56L57 181H58V178L56 177V178H54ZM65 176H66V178H65ZM80 176L81 177H83V179L82 180H85V187H84V181H82L81 183H83V184H81L84 188H86L87 187V191L88 192H90L89 194L91 195H89L90 197H87L88 196V194H85L86 192H82V189H84V188H81V190H79V191H81L82 193H84L83 195H81L80 196V198H93L94 196V198H106L105 196H103V195H101V194H99V193H97V191H96V193H95V191L93 190V189H95V188H93V186H99V184H102V181H100V183L98 182V181H96V180H98V178L95 180L96 182H94V184H93V178L92 179H90V180H92V184H91V186L90 187H92L91 188V191H90V189H88V187L89 186H86V184H88V183H86V181H87V179L89 180V176H88V178H87V176H82V174H80ZM120 176V177H121ZM178 176H179V178H178ZM8 177V176H7ZM17 177V178H16ZM32 177H33V175H32ZM31 177V178H32ZM35 177V176H34ZM77 177V176H76ZM76 177H74V175L71 177V179L72 178H74V180L76 179ZM84 177H86L85 179H84ZM106 177V178H105ZM172 177V178H171ZM181 177V178H180ZM182 177H184V179L186 180L187 179V181H184V179L182 178ZM232 177H236V179H237V181H235V183H236V185H234L233 183V179H231ZM258 177V178H257ZM2 178H4V177H2ZM19 178V179H20ZM30 178V177H29ZM36 179H34V181L35 180H37L38 178L37 177H35ZM64 178L66 179V180H64ZM91 178V177H90ZM100 179H101V177H99ZM169 178V179H168ZM176 178V181L174 180ZM190 178V179H189ZM197 178V179H196ZM226 178H227V180H226ZM229 178H230V180H229ZM5 179V178H4ZM3 179V180H4ZM7 179V178H6ZM6 179L4 180V182H2L3 180L0 178V180H2V181H0V203H2L1 201H3L2 199L3 198H7V197H9V198H15V197H19V198H27V196H31V197H29V198H34V195H36L37 193H38V191H41L42 190V188H43V190H42V192L43 193H39L40 195V197H41V195L42 194H45V193H47V191L48 190H50V189H52L51 188V186L52 187H54V186H60V184H58L59 183V181H58V183L56 184V182L54 183V182H52V181H49V182H43L42 183V179H40L41 181H38V182H40V184L38 183V182H36V183H31L32 182V179H31V182H30V180L28 181V179L26 180V181H28V182H26L25 181V179H24V182L22 183L21 181H22V178H21V181H19L18 179V182H16V183H20V186L18 185V184H16V185H18L19 187H21V189L22 190H20V189H18L19 187L18 186H16V185H14L15 183H13L12 181H14L15 179H11V180H9V177H8V179H7V181H11L13 184H8L9 182H7L6 181ZM47 179V178H46ZM49 180H51L50 178H48ZM47 179V180H48ZM95 179V178H94ZM103 179V178H102ZM101 179V180H102ZM113 179H114V177H113ZM114 179V180H115ZM170 179H171V181H170ZM177 179H178V181H177ZM241 179V180H240ZM258 179V181H256ZM261 179V180H260ZM43 180H45V178L43 179ZM63 180V181H62ZM69 181V179H68V181H69V183L68 182H66V183H68L67 185H62L63 187H65L63 190H61L63 187H55L54 189H59L58 191H63V193H60V194H63L64 195V193H65V195L67 196L68 195V197L69 196H72V195H70L71 193H72V191L74 190L75 191V193H76V196H75V193H74V191H73V196H75V198H78V196L80 195L79 194V192H78V185H79V183H78V181L76 182V183H78V185L75 183V181ZM77 180V179H76ZM189 180H190V182H189ZM5 181H6V183H7V185L5 184ZM175 183H173V182ZM226 181V182H225ZM231 182V184H230V182ZM1 182L3 183V184H1ZM75 184H74V183ZM88 182V181H87ZM155 182V181H154ZM241 183V184H237V183ZM21 183H22V185H21ZM30 183H31V186H30ZM48 183H49V185H50V187L49 186H47L48 185ZM53 183H54V185H53ZM73 183L74 185H76V186H74L73 187V184L71 185V184ZM91 183V182H90ZM89 183V184H90ZM97 183H99L98 185H97ZM179 183H181V184H179ZM184 183V184H183ZM225 183V184H224ZM228 185H227V184ZM247 183V184H246ZM6 186H5V185ZM27 184V185H26ZM36 184V185H35ZM39 184V185H38ZM44 184V185H43ZM70 184V185H69ZM159 184H161L162 186H160ZM164 184H166L165 186H164ZM178 186H177V185ZM34 185V186H33ZM42 185V186H41ZM68 185H69V187H68ZM182 185V186H181ZM192 185V186H191ZM263 185V186H262ZM4 186V187H3ZM8 186H9V188L10 189H8ZM25 186H27V187H29V188H26ZM34 187V189H33V187ZM36 186H39L40 187V189L38 190V191H34V190H36V189H38ZM66 186H67V188H66ZM70 186H71V190H70ZM157 186H158V190H157ZM174 186H176V187H174ZM184 186H185V188H184ZM195 186V187H194ZM231 186V187H230ZM233 186V187H232ZM14 188V191H15V189H16V187H17V189H16V191H15V194L14 193H11L10 191H12V192H14L13 191V189L11 190V188ZM26 188L27 189V191H28V189H29V191L30 192H32L31 194H29V192L28 193H26L25 194V192H26V190L24 189V188ZM49 187V189H47ZM73 187V188H72ZM77 187V188H76ZM79 187H81V186H79ZM155 187V189H153ZM161 187V188H160ZM179 187V188H178ZM186 187H188V188H186ZM190 187H191V189H190ZM198 187V186H197ZM207 187V188H206ZM235 187V188H234ZM238 187H239V189H238ZM253 187V188H252ZM4 188H7V189H5V192H3V190H4ZM36 188V189H35ZM176 190H175V189ZM54 189H52L53 191H54ZM66 189V190H65ZM76 189V190H75ZM181 189V191H179ZM184 189H186L185 191H184ZM189 189V190H188ZM258 189V190H259ZM7 190H10L9 192L10 193H8L7 192ZM20 190V191H19ZM44 190H46V191H44ZM52 190H50V192L52 191ZM161 190V191H160ZM169 190V191H168ZM171 190V191H170ZM194 192H193V191ZM203 190H202V193H203ZM25 191V192H24ZM57 190H55V192H53V194H59V192L57 193L56 192ZM60 191V192H61ZM83 191H85V189L83 190ZM126 191V190H125ZM125 191H123V189H120V190H117L116 192H117V194H120V195H122L123 193H125ZM134 191H135V189H134ZM138 191V190H137ZM167 191H168V193H167ZM177 191H179V192H177ZM232 191V192H231ZM239 191V192H238ZM17 192V193H16ZM20 192V193H19ZM35 194H34V193ZM37 192V193H36ZM70 192V194H67V193H69ZM80 192V193H81ZM87 192V193H88ZM166 192V193H165ZM183 192V193H182ZM185 192V193H184ZM198 192V193H197ZM24 193V194H23ZM52 193V192H51ZM51 193H47V194H45V195H43V196H45V197H43V198H47V196L46 195H51ZM81 193V194H82ZM94 193H95V195H94ZM181 193L184 195L185 194V196H182L181 195ZM230 193V194H229ZM4 196H3V195ZM9 194V195H8ZM14 194V195H13ZM29 194V195H28ZM52 194V195H53ZM79 194V195H78ZM98 194L100 195V196H98ZM113 194H116V193H113ZM113 194H111L110 195V197L112 198V196H113ZM117 194L116 195H114V198H120L121 196L120 195H118L117 196ZM150 194H151V196H150ZM153 194H158L157 195V198H155L154 199V197L156 196V195H153ZM162 194V195H161ZM165 194V195H164ZM172 194V195H171ZM13 195V196H12ZM25 195V196H24ZM62 195V196H63ZM164 195V196H163ZM175 195V196H174ZM38 196V195H37ZM36 196V198H38ZM65 196V197H66ZM83 196V197H82ZM120 196V197H119ZM159 196V197H158ZM161 196H162V198H161ZM228 196V197H227ZM234 196V197H233ZM239 198H238V197ZM39 197V198H40ZM109 197V198H110ZM167 197H169V198H167ZM179 197V198H178ZM181 197V198H180ZM183 197V198H182ZM202 197V198H201ZM241 197V198H240ZM42 198V197H41ZM70 198H73V197H70ZM132 198V199H131ZM139 198H141L140 199V202H139ZM145 198H146V200L148 201H143V200H145ZM149 198H151L152 200H148ZM205 198V199H204ZM250 198H252V196L250 197ZM262 198V199H263ZM8 199V198H7ZM28 199V198H27ZM137 199V200H136ZM153 199L154 200H157V201H155V202H152L153 201ZM161 199V200H160ZM199 199V200H198ZM211 199V200H210ZM245 199L246 198H243V201H245ZM258 199V198H257ZM260 199V198H259ZM258 199V200H259ZM136 200V201H135ZM198 200V201H197ZM208 200V201H207ZM229 200V201H228ZM240 200V201H239ZM246 200H250L249 198L248 199H246ZM251 200H256V198L254 199H251ZM138 201V202H137ZM141 201H142V203H144V204H142L141 203ZM161 203H160V202ZM172 201L174 202V203H172ZM193 201H195V202H193ZM230 201H231V203H230ZM234 201V202H233ZM237 201H239V202H237ZM4 202V201H3ZM89 202H90V200H89ZM92 202V201H91ZM133 202V203H132ZM146 202V203H145ZM158 202H159V204L161 205L160 207L159 206H157V204H158ZM201 202H198V203H201ZM225 202V203H224ZM138 203H139V205H138ZM165 203V204H164ZM192 203V204H191ZM224 203V204H223ZM153 204L155 205L154 207H153ZM158 204V205H159ZM171 204H174V206L173 205H171ZM233 204V205H232ZM170 205V206H169ZM175 205H177L176 207H175ZM220 206V209L216 212V210L218 209H216V207H219ZM224 205V207H226L225 209H224V207L222 208V210H221V207ZM228 205V206H227ZM232 205V206H231ZM234 205H236V206H234ZM136 206V207H135ZM183 206V207H182ZM239 206V205H238ZM147 209H146V208ZM161 207H163V208H161ZM173 207V208H172ZM161 210H160V209ZM177 208V209H176ZM228 208V209H227ZM232 208V209H231ZM172 209V210H171ZM165 210H167L166 212H165ZM221 210V211H220ZM229 210H230V212H229ZM197 211V210H196ZM164 212L166 213V215L167 216H165L164 215ZM167 212L169 213V215L170 216H168V214H167ZM203 212V213H202ZM194 213H196L197 214V212H195V210H194ZM210 213V214H209ZM226 213H228V214H230L229 216H228V214L226 215ZM160 214V215H161ZM172 214V215H171ZM213 216H212V215ZM217 214V215H216ZM166 217V219H165V217ZM180 216H181V218H180ZM211 216V217H210ZM233 216V215H232ZM232 216H231V218H232ZM167 217L170 219V222L168 221L169 219H167ZM171 217V218H170ZM234 217V216H233ZM174 218V219H173ZM165 220V221H164ZM167 220V221H166ZM232 220V219H231ZM185 222V221H184ZM8 229H4V227L2 228V227H0V251L2 252V254L0 253V257H4L5 258V260L7 259V258H9L10 257V255H8V248L9 247H7V244H5V242H4V238L5 237H11V233H9V234H7L8 232ZM2 231V232H1ZM7 232V233H6ZM13 232H17V233H24V234H30V233H32V232H26V230H24L23 229V227H22V230H21V228H19V229H15V231L13 230ZM54 232V231H53ZM53 232H51L52 234H53ZM2 233V234H1ZM55 233V232H54ZM5 234V235H4ZM28 234V235H29ZM23 235V234H22ZM25 236H27V235H24V239L25 238H27V237H25ZM2 237V238H1ZM2 241H3V243L5 244H3L2 243ZM7 252V254L6 253H4V252ZM4 254H6V255H4ZM263 254V253H262ZM262 254H260V255H262ZM2 255V256H1ZM264 255V254H263ZM2 257V258H3ZM0 259V261L2 262V260L4 261V259ZM257 261V260H256ZM256 261H254V262H256ZM0 262V263H1Z\"/></svg>",
	"mask_w": 264,
	"mask_h": 264
}]
</instances>
